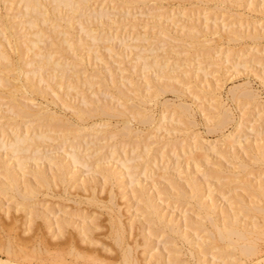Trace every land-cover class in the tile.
<instances>
[{"label":"bare ground","instance_id":"bare-ground-1","mask_svg":"<svg viewBox=\"0 0 264 264\" xmlns=\"http://www.w3.org/2000/svg\"><path fill=\"white\" fill-rule=\"evenodd\" d=\"M1 1V0H0ZM4 1V0H3ZM8 1V0H7ZM12 2H15V1H13V0H11ZM10 1V2H11ZM17 1H19V4L17 3V4H15V6L16 5H18L20 8H18V9H21L22 11H19V14H20V12H21V14H22V18H24L23 17V15L24 16H26V15H29V18L27 19V21H26V24H23V23H25V21H22V24H21V22H16V25L18 24V26L17 27H15L16 25H15V23H13V22H15V21H13L12 23H11V20H14L12 17H11V20L9 19V18H7V19H9L8 21H10V23L9 22H7L6 21V18H5V20H2L1 19V25H0V35H3V34H5V37H4V35L1 37V39L2 40H6L7 41V43L9 44V46L10 47H8L9 49L10 48H12V49H14V50H17L19 53H21L20 55L19 54H17L16 56H23L24 57V55H25V53L27 52V51H29V52H31L30 53V55L32 56L31 58L32 59H28L29 61H30V63L32 62V64H35V69L32 71L33 73H31V74H38V76H37V78H38V80L39 81H41V80H43L44 81V83H45V87H46V89H50V91H51V93L53 92V94L55 95V96H59L58 94H57V92L55 91V87H53V86H56L57 87V89H60V88H63V86L64 87H66V88H64L66 91H63V93L65 92L66 94H68V96H69V94L70 95H72V96H75V95H78L79 93H81V91L78 93V94H75V95H73L72 93H77L74 89H76V88H79V87H75L76 85L74 84V80H76L77 82H78V80H81V79H79V76L78 75H80V73L82 72V70H78L77 71V69L75 70V71H77V72H75L74 70H72L74 67L76 68V67H78V66H80V64H81V61L82 60H85V59H83V57L85 56V54L83 55L82 53H80L82 50H84V49H80V47H84L82 44H81V42H83V38H82V35L84 36V34H86L84 37V41H86V39H91L92 40V46H93V42H95L97 45H98V42L101 40V44L103 45V43H104V47H105V49L107 50V51H109L111 54H113L112 52L114 51H116V53L117 52H119V50L117 51V50H115V48H114V50H113V47H114V45H111V44H114V43H112L111 42V44H110V41L111 40H115V39H117V38H115V36H114V34H110L111 32V30H110V26H111V28H113L112 26V24L113 23H116V22H113V21H115L117 18H118V14H116L117 15V17H116V19L114 20V18L113 17H110V15H108L107 14V12L105 13V11L103 12V9H102V5H103V3H100V9H98V10H95L96 8L95 7H93L91 4L93 3H88V0H16V2ZM90 1V0H89ZM100 1V0H99ZM111 1V0H110ZM110 1H108V3L110 2ZM115 1V0H114ZM121 1V2H120ZM119 2L117 1H115L116 3H124V2H122V0H120ZM125 1V0H124ZM128 1H132V0H128ZM127 1V2H128ZM96 3H97V1H95ZM103 2H104V0H103ZM112 2H113V0L111 1V4H112ZM129 2V3H130ZM133 2V1H132ZM136 2H138V1H136ZM52 3V5H50L49 6V4H51ZM104 3H107V2H104ZM115 3V4H116ZM129 3H128V5H129ZM10 4V3H9ZM102 4V5H101ZM111 4H109V5H111ZM125 4V3H124ZM131 4H133V3H130V5ZM13 5V4H12ZM91 5V6H90ZM93 5H94V3H93ZM107 5V4H106ZM7 6V5H6ZM17 6V7H18ZM96 6V5H95ZM9 7V9H10V11H11V8L10 7H12V6H8ZM23 7V8H22ZM112 7H116V6H112ZM127 7V6H126ZM2 8V7H1ZM43 8H44V10H43ZM97 8H99V7H97ZM104 8V7H103ZM119 10H118V12L119 13H123L124 12V10H122L121 11V8L122 7H120L119 6ZM129 8V7H128ZM126 9L127 11L126 12H128V10L129 9ZM8 9V8H7ZM6 9V10H7ZM15 9V8H14ZM86 9L87 10H89V12H86ZM114 9V8H113ZM118 9V8H117ZM123 9V8H122ZM6 10H3V12L4 11H6ZM67 10H68V12L69 13H78V15L79 16H76V17H78L77 19H78V21H79V23H78V26H79V24L81 25L80 27H79V29H78V31H80L81 32V29H82V31H83V33L81 34V36H78V34H77V32H75L74 34H75V36H77V37H75L74 36V34H73V32L70 30L71 28H72V26H74V25H72V19H73V15H76V14H73L72 16H70V15H68V12H67ZM9 10H8V12H10ZM107 11V10H106ZM113 11V10H112ZM115 11V10H114ZM121 11V12H120ZM17 12V11H16ZM67 12V13H66ZM7 13V12H6ZM6 13H4L3 14V17H5V16H7V14ZM109 13V12H108ZM112 13H114V12H112ZM112 13H109V14H112ZM115 13H116V11H115ZM114 13V14H115ZM17 15H18V13H16ZM66 14V15H65ZM124 14H125V12H124ZM8 15H10L9 13H8ZM12 15H14V14H11V16ZM16 15V16H17ZM67 15L69 16V17H67ZM126 15H128V14H126ZM235 15V14H234ZM19 16V15H18ZM18 16H17V18H18ZM129 16H130V14H129ZM128 16V17H129ZM132 16H135V15H132ZM237 16V15H236ZM27 17V16H26ZM25 17V18H26ZM67 17V18H66ZM115 17V16H114ZM125 18H123V20L125 19H127L126 18V16H124ZM136 18H137V16H135ZM1 18V17H0ZM16 18V17H15ZM133 18V17H132ZM135 18V19H136ZM154 18V17H153ZM153 18H151V19H153ZM74 19H75V17H74ZM119 19V18H118ZM122 19V18H121ZM130 19V18H129ZM138 19V18H137ZM136 19V20H137ZM155 19V18H154ZM210 19V18H209ZM128 20V19H127ZM159 20V19H158ZM156 21V23L155 24H157V25H155V24H153L154 26H151V23H150V25H149V23H147V24H145V25H148V26H151V30H152V34H153V30H154V28H156L155 26H157L158 27V25L160 26V25H162V24H164V22H162V24H161V20L160 21ZM193 20V19H192ZM77 21V20H76ZM119 21V20H118ZM121 21V20H120ZM189 21V20H188ZM195 22H196V20H194ZM205 21H206V19H205ZM207 21L209 22V20L207 19ZM218 21V20H217ZM112 24H111V23ZM151 22V21H150ZM234 22V21H233ZM19 23H20V25H25V27L27 26V28H25L24 30L22 29V28H20L19 29ZM73 23H75V21L73 22ZM85 23V24H84ZM129 23V22H128ZM153 23V22H152ZM217 23V22H216ZM216 23H212L213 25L214 24H216ZM28 24V25H27ZM44 24V26H42ZM106 24H108V26L107 27H104V28H102L101 27V25L103 26V25H106ZM110 24V25H109ZM193 24H195V23H193ZM193 24L191 23V25L192 26H190V27H186L185 25H184V27L183 26H181V28H180V31H181V29H182V27H183V30L181 31V33L184 31V32H186V31H188V33H186V35H187V37L189 38V39H193V43H196V44H198V40L200 39L199 37H197V38H199L198 40L196 39V35H199V33L200 34H202L200 31L196 34L195 32H193V30H195L196 31V28H198V26H193ZM196 24H199V23H197L196 22ZM209 24V23H208ZM208 24H206V30H204V31H207V33H210V32H208V30L207 29H209L210 27L208 26ZM217 24H219V23H217ZM234 24V23H233ZM13 25H15V26H13ZM47 25V30H49L50 28L51 29H53V32H51L50 30V32L51 33H54L55 32V35L57 36V34H58V36H57V38H59V37H61V39H56V36L53 34V36H54V38H55V40H58V41H60L61 40V42H55L54 40H52V36H51V38H49L48 36H50V35H48V31L46 32L45 30H44V28H45V26ZM100 25V27L102 28L101 30H102V32L101 33H99V30H97V26H99ZM131 25V24H130ZM210 25V24H209ZM212 25V26H213ZM221 25V24H220ZM49 26V27H48ZM77 25H76V27H78ZM116 26H118V25H116ZM119 26H120V24H119ZM138 26V25H137ZM200 26V25H199ZM205 26V25H204ZM214 26H217V25H214ZM227 26V25H226ZM225 26V27H226ZM233 26H235V27H230L231 28V32H229L230 34H229V38L230 39H237V41H238V38H240V37H242V39L243 38H245V36H246V38H247V36L248 37H251V38H253V39H257L258 37H259V33H258V31L256 30V31H254V29H256V27L254 28L253 27V31L251 30V29H249L250 31H244V30H241L240 29V27H242V26H240V27H238V25L236 26L235 24L233 25ZM20 27H23V26H20ZM58 27L60 28V29H58ZM75 27V26H74ZM154 27V28H153ZM196 27V28H195ZM208 27V28H207ZM228 27V26H227ZM19 29L17 32H16V30L15 29ZM30 28V29H29ZM118 28V29H117ZM116 29L117 30H119V28L120 27H117ZM132 28H134V26L132 27ZM131 28V29H132ZM135 28H136V24H135ZM134 28V29H135ZM144 28H146L145 26H144ZM143 28V29H144ZM195 28V29H194ZM205 28V27H204ZM203 28V29H204ZM230 28H229V31H230ZM23 30V32H25L26 30L28 31V30H30V35H31V33H32V35H33V37L32 36H30L29 34H28V32H25L24 34L26 35V33L28 34V37L30 36L32 39H28V37H27V35L25 36L24 34V37H26V39H28V40H26L25 38V41L24 40H22L23 41V44H22V41H21V39H20V35H22V34H19V31H21V33H22V30ZM99 29V28H98ZM108 29L110 30V31H108ZM142 29V30H143ZM147 29V28H146ZM145 29V30H146ZM163 29H164V31H167V30H165L166 28H165V24H164V27H161L160 26V29H159V33H163L164 34V31H163ZM171 29V28H170ZM178 29V28H177ZM211 29V28H210ZM209 29V30H210ZM215 32H216V30H218L217 29V27L214 29V27L212 28ZM75 30H76V28H75ZM212 30V31H213ZM73 31H74V29H73ZM131 31V30H130ZM169 31V30H168ZM198 31V30H197ZM203 31V32H204ZM211 31V32H212ZM110 32V33H109ZM117 31H115V33H116ZM133 32V31H132ZM132 32H130V33H132ZM142 32V31H141ZM171 32V31H170ZM170 32H166V33H170ZM179 32V31H178ZM217 32H219V31H217ZM216 32V33H217ZM60 33H61V36H60ZM79 33V32H78ZM114 33V32H113ZM143 33V32H142ZM149 33H150V31H149ZM206 33V34H207ZM214 33V32H213ZM145 34V33H144ZM152 34H149L150 35V37L151 38H147L148 36H146L145 35V37H146V42H147V39H149L148 41H152V40H150V39H152ZM158 34V33H157ZM162 34V35H163ZM184 34V33H183ZM183 34H181V35H183ZM260 34H262L263 36H264V34L263 33H260ZM22 35V36H23ZM116 35H117V33H116ZM120 35V34H119ZM123 35V34H122ZM136 35V34H135ZM139 36H140V34H138ZM161 35V36H162ZM170 35V34H169ZM172 35V34H171ZM175 35V34H174ZM186 35H185V38H186ZM205 35V34H204ZM204 35H202V36H204ZM35 36V37H34ZM131 36V35H130ZM139 36L137 37V39L139 38ZM158 35H156V37H157ZM161 36H160V38L159 39H161ZM164 37H166L167 35H163ZM29 37V38H30ZM88 37V38H87ZM145 37H141L140 36V40L139 41H141V40H144V42L143 43H145ZM159 37V36H158ZM180 37V36H179ZM4 38V39H3ZM22 38V37H21ZM34 38V39H33ZM46 38H47V40H46ZM113 38H115V39H113ZM119 38V37H118ZM128 38V37H127ZM142 38V39H141ZM154 38V37H153ZM167 38L169 39V38H171V37H168L167 36ZM251 38H249V39H251ZM49 39H51V40H49ZM136 39V40H137ZM158 39V38H157ZM156 39V40H157ZM163 39V38H162ZM167 39V40H168ZM172 39V38H171ZM171 39H170V41H171ZM222 39V38H221ZM227 39V38H226ZM229 39V40H230ZM241 39V38H240ZM240 39H239V41H240ZM260 39V38H259ZM119 40H121V41H123L122 39H119ZM118 40V41H119ZM125 40V39H124ZM154 40V39H153ZM165 40V39H164ZM246 40V39H245ZM247 40H248V38H247ZM29 42L30 44H28L27 42ZM80 41V43H78ZM88 41V40H87ZM90 41V40H89ZM98 41V42H97ZM175 41V40H174ZM236 41V40H235ZM244 41V40H243ZM127 42V41H126ZM167 42V41H166ZM173 42V41H172ZM229 42V41H228ZM24 43H25V45H24ZM40 43H43V44H41L40 45ZM88 43V42H87ZM137 43V42H136ZM152 43V42H151ZM180 43V42H179ZM185 43V42H184ZM183 43V44H184ZM201 43V42H200ZM203 43V42H202ZM201 43V44H202ZM258 43V42H257ZM54 44H55V47H53V48H51V46L50 45H52V46H54ZM65 44V46L63 47L62 45H64ZM82 46H81V45ZM96 44H94V46H96ZM126 44V43H125ZM138 44V43H137ZM145 44H147V43H145ZM168 44V43H167ZM182 44V43H181ZM187 44V43H186ZM191 44H192V42H191ZM191 44H189V46L191 45ZM195 44V47L196 48H198L197 46H199L200 44H198V45H196ZM42 45H43V47H42ZM48 45L50 46V49L48 48L47 49V47H48ZM88 45V44H87ZM87 45L85 44V47H87ZM149 45V44H148ZM152 45V44H151ZM185 45V44H184ZM193 46H192V48L194 47V44H192ZM3 47L5 46L4 44L2 45ZM44 46L46 47V49H44ZM101 46V45H100ZM113 46V47H112ZM118 46V45H117ZM117 46H115V47H117ZM130 46V45H129ZM183 46V45H182ZM201 46V45H200ZM206 45H204V46H202L201 48L203 49L202 50V53H204V52H206V50L208 51V54H211L210 52H209V48H207V47H205ZM0 48H1V46H0ZM5 48V47H4ZM3 48V49H4ZM40 48H41V51H40ZM42 48L44 49L43 51H42ZM64 48L67 50H65V51H63L64 50ZM101 48V47H100ZM123 48V47H122ZM149 48V47H148ZM200 48V49H201ZM211 48V47H210ZM3 49H0V85H2V86H0L1 88L4 86L5 87V89H6V91H5V98H6V100H7V102H8V104H3V105H5L6 107H4L3 105H2V107L0 106V117H2V118H0V119H5V118H8V122H6V121H0V148L2 147V150H3V147H4V150L6 151V153H10V155L11 154H13L12 156L13 157H16V158H18V160H19V167L21 166V168H22V166L23 165H25L26 166V163L28 162V163H31V161H32V163L33 164H31V165H29L28 163V165L29 166H31V167H33L32 169H31V172H32V177L34 176V179H36V181L34 180H32L31 179V177H26V175L27 174H23V173H21V172H25V170L23 171V170H19V168L17 169V168H15L14 166H12L10 163L11 162H9L8 161V159H9V157H7V158H4V157H6V156H4V157H2L3 156V154H2V156L0 155V195L2 194V195H4V196H6L7 197V195L9 194L10 195V197L12 198L13 197V199H15V207H12L13 206V204H11L12 206H10L8 209H5L4 208V210H3V208H1V211H3V214L5 215V216H3L2 217V214L0 213V232L2 233V234H0V264H168L170 261H169V257L168 256H170L169 254H168V256H167V260L165 259L166 257H165V253H164V251H163V248L161 249V247H159L158 245H157V247H154V248H156L155 250H153L154 248H152V247H150V248H146L147 246H148V244L147 243H149L148 242V238L150 237V238H152L150 235L152 234V231H153V234H154V230L155 229H158V230H161V231H159V232H162V235H165L166 233H168V232H170L171 234L173 233V236L172 237H174V234L176 233V234H178V236L179 235H181V238H182V240L183 239H185L186 241H184V242H186L185 244H187V241L188 242H191V240H196V246H195V243H193L194 245L193 246H195V248H196V250L194 249V250H191L190 252V255L192 254V258L194 259L193 261L195 262V264H244V262H243V260H244V258H248L250 255L252 256L253 254V256L255 257V258H257L256 259V263L257 264H264V247H263V239H264V177H262V178H260V179H258V180H254V177H253V179H251L250 177H248L249 179H247V178H245V179H241L240 181H239V185L236 187L235 186V188H233L234 189V192H232V190H231V193L229 192V194H227V195H229V196H231L230 197V203L229 202H226V205H223L222 204V207H221V209H218V206L220 205H218V203L216 202V198H217V196H219L218 194H217V196L216 197H214V193H213V189L211 190L210 189V191L208 190V188H207V190L209 191V199H205V197H207V195L205 196V193H204V191H202V189L204 190V188H203V183H202V181H201V178H200V176L198 177V175H196V173H197V171H200L201 170V168H200V165L202 164V161H203V163L207 160L208 161V159H209V157L211 156H209V152H206V151H208L209 149L211 150V149H213V151H214V149L216 148L217 149V145L215 144V146H206L205 148V151L203 150V151H201L202 149H201V147L199 148V149H201L200 151L202 152V153H195L196 151H193V149H192V151H193V153H194V155H193V153H192V151L189 149V148H187V149H189V151H191L190 152V154H189V158L191 157V159L194 161V163L193 164H195V167L193 168L192 166V170H189V171H185L186 173H185V176H186V178L183 180V179H180V181L178 180H176V177H178V176H176L175 178H174V176H172L173 174H174V171H172V172H170L168 169H167V165L165 164V165H162V167H164V169H163V171H164V174H166V175H168V177H167V179H166V177H164L163 175V177L165 178V180L166 181H168V183L169 184H166V185H161V186H159V189H158V186L156 185V183H157V181H156V183H155V181H154V184L153 185H156L157 187H156V193L154 194H152V193H149L148 192V188L147 187H149V186H147L146 187V185H144L143 183H142V181H143V179H142V181H141V179L139 178V175H138V173H140L141 171H139L138 170V165H140V163H142L140 160L142 159V161H143V165H144V169L142 170L143 171V174H144V171H145V169H146V171H147V166L148 165H152V164H155V162H156V160L157 159H159V158H165V157H170V153H168L169 154V156H165L166 155V153H165V147L167 146V145H169L168 147L169 148H171V150L173 149V150H175L178 146H177V144L178 143H176V142H178V139L179 138H177V141L175 142V140H172L171 138H164V139H162V141L160 140L161 138H160V135H162L163 136V130L164 129H162L163 128V123H165L166 121L165 120H167L166 119V112H168V108H169V105H171V103H170V100H169V102H168V100H166V101H162V103L163 104H165L164 105V109H163V112L161 111V114L163 113V115H161V117H163V120L165 121H163V120H161V121H159V122H162L163 121V123H159V122H157L158 124H161V126H162V128L159 130V128L160 127H158L157 128V126L155 125V129H157V130H155L154 128V133L156 134V131L158 132H160L161 130H162V133H160L159 135H158V133L156 134V136H154L155 138H157V140H158V137H159V141H161V144L159 145V146H157L156 148H154V147H151V145H153V144H150L152 141H150V142H148L147 140H148V138H151V136L149 137L148 135H146L148 138H146L145 136V140H142L143 138L141 137V135L142 134H140V132H141V130L139 131L138 129H133L132 128V126H130L129 124L130 123H132L133 121H131L130 119L131 118H135L134 119V121H138L137 122V124L140 122V124H142V123H148L147 125H149V123L151 124V125H153V123H151L154 119L152 118L153 116L151 115V113L150 112H148L147 111V109H146V107L145 106H143V104L145 105V104H148V102H149V104H151L150 102L154 99V100H157V98L156 97H159L158 96V94L160 93L161 94V92L163 93L164 91L165 92H170V90H177V88H175L174 87V85L172 84V82L170 83V81L171 80H173L172 78H171V80L169 79L168 80V78H166L165 77V80L167 79V81H164V77H161V78H163V79H161V78H159V76L160 75H157L158 77H156V78H158V79H160V81L159 80H157V82H154V83H152L156 78L154 77V79H153V81L152 80H150L149 79V77H146V84L147 83H149V82H151L150 84L151 85H153V88H152V86H151V88L152 89H150V84H149V86H148V84H147V88L145 87V82H144V84H143V82H142V84L144 85V87L146 88V90H144L143 88L144 87H142V89L146 92H144V93H142L143 91H141L140 89H141V86H142V84L140 83L139 84V82H136L135 80H130L131 78H132V76H130V77H128V78H130L129 80H127L126 81V79H127V77L126 76H124V77H122V79L121 80H123L125 77V79L123 80L124 82H123V86L122 87H124L125 88V83L126 82H128L129 81V83H127V84H129L128 86H130V87H133V89H132V91L131 92H133V93H130L129 92V94H127L128 93V90L126 89V91H127V93L125 92V90H123L122 88H121V84H122V81L120 80V78H119V80H120V82L119 81H117L118 83H119V85L118 86H116V84H115V79H118V77L117 76H119V75H117L116 74V76H112L111 77V73L112 72H114L113 71V68H112V72H110V70H111V68L110 69H108L109 68V66L107 67V70H109L108 72H109V74H107L108 75V77L110 78V80H107V76L105 77L104 75H106V74H103L102 75V73H99L100 71H97L98 72V74L100 75V77L97 75L96 76V74H94V75H92L91 74V72H89L90 74H91V76H93L94 78H99V86L100 85H102L103 86V88L104 89H106L107 87V89H109V88H111V87H109L110 85H112V88L113 89H115L114 88V85H115V87H116V94H115V96H112V94L111 95H109V98H106V99H102L103 101H101L100 99H99V97H100V95H102V94H100L99 95V97H97V95L100 93V91L99 92H97L98 90L97 89H95V90H93L92 92H93V94L94 93H98L97 95H96V99L95 98H93L92 99V93H91V98L90 97H88L87 99H85V97H86V95H85V92H84V95L85 96H83V94L82 95H80V96H82V97H80L81 99H82V102L83 103H81L80 101V103L81 104H83L82 106H80V103L78 104V106H76V105H74L75 106V108H73L74 109V114H76V117L78 118V120L80 121H84V122H86V119H85V117H89V116H93V118L94 117H96V116H99V117H101V116H108V117H112L113 115H115V117H117V116H121V117H123L124 116V119H123V121H124V123H122L123 125L122 126H119V128L117 129H115L114 127H115V124H117L118 123V121L117 122H115V124L113 125L112 123L110 124H108V121H107V123L105 122V124L102 122V124H104V126H106L107 125V128L111 125H113L114 127V129L117 131V133H111V134H109L108 136H110V139H112L113 137V134L115 135V134H119V136H120V139L119 138H117L118 140H119V143L116 141H114L115 143H111V149H110V154L112 155L113 153H117V154H122V156L124 157V161L122 162V160H121V162L122 163H126V167H129L127 164L129 163L130 164V162L131 161H129V160H133V159H139V160H136V161H138V162H140L139 164H137V165H135L134 166V168L132 169V170H134L133 172H131L128 176H130L131 178V180H130V184H131V192H133V194H132V197H133V195H134V197H135V201H136V203L138 204V208H137V212H135V214H136V216H135V219H137L138 220V223L140 222V224L141 223H143V221H141L143 218H144V220L146 219L150 224H151V226H149V233L147 234V233H145V232H142V241H139V242H141L140 244L141 245H139V244H137V246L138 247H145V248H143V249H141L140 250V252L141 253H139L140 255L142 254L143 255V252L144 251H147V253H148V257H149V259L148 260H146V261H142V259L141 258H139V256H137L136 255V252L135 253H133V249L135 250L136 249V247L134 248V246L133 245H131V243H128L127 241H126V239H125V230H126V225L124 224V222L122 221V219H121V216H123L124 214H122V212L120 213V212H117V213H119V214H116V215H111L112 216V218H111V226L113 227V239H114V243L113 244H115L116 243V245L118 244L120 247H118V249L120 248V249H122V251H121V258H117L119 261L118 262H114V263H111V262H107V261H105V258L103 257V256H101V255H99L97 252H96V249L94 248V246H95V244L96 243H98L99 242V240L100 239H98V241H96V239L95 238H92V236H90V233L94 230V229H97V230H99L100 229V227L99 228H97L96 226V224H94V223H92V222H90V220H91V218H90V220H88L87 218V214L85 215L84 214V212H82L81 210V213H78V215L80 216V218L81 219H79V220H76V218H72V213L70 214L68 211L67 212H63V213H61V214H59V212H58V214H59V216H57L56 215V219H55V221H54V219L51 217V216H49L51 213H49V211H47V210H41V208L40 209H36V208H34V209H31L30 208V210L28 209L29 208V204L32 202H30L29 201V199H31L32 200V198H34V197H36L37 195H39L40 193H42V194H44V193H46L47 191H45L46 189L47 190H49L48 188H52L51 186H54L55 187V189H57V187H59L58 185V183H60L61 185H63L64 183H67V182H70V180L73 178V174H74V172L76 171V168L78 169L79 167H81L82 165H84V166H86V165H88L87 163L88 162H86V160L87 159H89V157H86V154L85 153H82L81 151L82 150H80L79 149V147L81 148V142H83L82 140L84 139V137L85 136H90L91 135V138L89 137V138H85L84 139V142H85V140H87V139H89V141H91V143H92V145H97V143L96 142H99V143H103V142H105L106 140H105V137H106V134H108L106 131H104L103 129H101V128H99V127H101V126H103L102 124H100V126H98V128H93V129H91V128H89V129H91V130H86V131H83L82 130V132H80V129L79 130H76V128L72 131V129H70L69 127H67L66 125H71V123H74V122H71V121H69L68 120V117H65V115L64 114H59V113H57L55 110H51V109H48L46 106H47V104H41L40 105V103H38V105H36L35 103V105H36V108H34L35 107V105L34 104H32V103H29V102H27L28 100H26V102H24L25 100L24 99H26V98H28V97H26L25 96V93L26 92H28L29 94H34V93H36V95H40L41 94V97L44 99L45 98V93H47V95L49 96V94H48V92L46 91V90H44V87L42 88V86H39L38 84H39V82H38V84H37V82L35 81L36 79H32V76H28L27 75V77H25L26 79L24 80V81H20V76L22 75V74H18V68L20 69V67H18V65L13 61L14 60V58H12V59H9V58H11V57H9L8 55H10V54H6L4 51H3ZM86 49V48H85ZM93 49H94V47H93ZM97 49V48H96ZM141 49V48H140ZM150 50H151V48H149ZM149 49H148V51H149ZM194 49V48H193ZM30 50H32V51H30ZM81 50V51H80ZM88 50V49H87ZM105 50V51H106ZM143 49H141V51H142ZM157 50V48H155V51ZM170 50V49H169ZM198 50V49H197ZM6 51V50H5ZM25 52L23 55H22V52ZM98 51H99V49H98ZM103 51V50H102ZM143 51H145V50H143ZM142 51V52H143ZM147 51V50H146ZM145 51V52H146ZM155 51L153 52L152 50H151V52H153V53H155ZM158 51V50H157ZM156 51V52H157ZM200 51V50H199ZM12 52V51H11ZM14 52V51H13ZM17 52V53H18ZM64 52L65 53H67V55H68V57L67 56H65L64 55ZM97 52V51H96ZM121 52V51H120ZM139 53V54H137L138 55V58L140 59L141 58V60L142 59H144V62H141V63H143L142 64V67H140V71L139 72H146L145 73V75L148 73V71L150 72V69H153V72H155V70L154 69H156V68H160V70L159 71H162L163 69H166V67H167V64H168V62L166 63V60L168 59H163V57H161V54H160V57L162 58V60H158V59H153V60H148V59H146L147 58V54L150 52H148V53H145V52H143V53ZM165 52V51H164ZM9 53V52H8ZM28 53V52H27ZM58 53V54H57ZM102 53V52H101ZM110 53H108L109 55V59H110ZM115 53V54H116ZM122 53V52H121ZM144 53H145V55H144ZM161 53V52H160ZM166 53L167 52H165V55L164 56H166ZM178 53V52H177ZM58 55V56H56V55ZM96 54V53H95ZM141 54V55H140ZM164 54V53H163ZM162 54V55H163ZM167 54H170V53H167ZM197 54V53H196ZM201 54V53H200ZM207 54V53H206ZM218 54H221V53H218ZM256 54V53H255ZM83 55V56H82ZM87 55V54H86ZM89 55V54H88ZM100 55V54H99ZM96 56V55H94V56H96V57H98L99 58V60H96V62H98V63H100V62H102L101 60V58H100V56ZM121 55V54H120ZM13 56V55H12ZM19 56L17 57L18 59H20L19 58ZM27 56H29V55H27ZM26 56V59L28 58ZM63 56V57H62ZM105 56V55H104ZM103 56V57H104ZM107 56V55H106ZM113 56V55H112ZM111 56V57H112ZM116 56H118V55H116ZM116 56H114V57H116ZM122 56V55H121ZM120 56V57H121ZM124 56V55H123ZM146 56V57H145ZM148 56H149V54H148ZM172 56H174V55H172ZM177 56H180V55H177ZM202 56V55H201ZM205 56V55H204ZM9 57V58H8ZM30 57V56H29ZM220 57V56H219ZM218 57V58H219ZM254 57H256V56H254ZM25 58V57H24ZM23 58V60L25 61L26 59H24ZM34 58V59H33ZM67 58H71L72 60H69V59H67ZM85 58V57H84ZM91 57L89 56V59H90ZM137 58V59H138ZM154 58V57H153ZM158 58H159V55H158ZM195 58V57H194ZM206 58V57H205ZM264 58V57H263ZM87 59V58H86ZM88 59V60H89ZM97 59V58H96ZM138 59V60H139ZM149 59H150V57H149ZM171 59V58H170ZM170 59H168V61L170 60ZM177 59H178V57H177ZM188 59V58H187ZM74 60V61H73ZM87 60V61H88ZM91 60V59H90ZM141 60H139V61H141ZM181 60V59H180ZM257 60H259V58L257 59ZM18 61V60H17ZM23 61V62H24ZM28 61V62H29ZM100 61V62H99ZM115 61V60H114ZM178 61V60H177ZM187 62H188V60H186ZM186 61H184L183 60V62H186ZM27 62V63H28ZM80 63V64H77L76 65V63ZM84 63H85V61H83ZM107 62H108V60H107ZM111 62V61H110ZM173 62H176V60L175 61H173ZM186 62V63H187ZM191 62V61H190ZM88 63V62H87ZM112 63H114V62H112ZM112 63H111V65H112ZM139 63V62H138ZM181 63H182V61H181ZM186 63H184L185 64V66H186ZM189 63V62H188ZM187 63V64H188ZM22 64H26V62L25 63H22ZM29 64V63H28ZM28 64H26L25 66H27ZM31 64V65H32ZM102 64H104V63H102ZM109 64V62L107 63V65ZM174 64V63H173ZM180 62H176V64L175 65H177V67L179 66V68L181 67L180 65ZM190 64V63H189ZM247 64V63H246ZM73 65H76V66H73ZM81 65H83V64H81ZM29 66V65H28ZM34 66V65H33ZM73 66V67H72ZM136 66V65H135ZM182 66H183V63H182ZM240 66V65H239ZM103 67V66H102ZM170 67V66H169ZM176 67V68H177ZM186 67H188V66H186ZM23 68H25L24 66H23ZM82 68H84V67H82ZM86 68V67H85ZM105 68V67H104ZM162 68V69H161ZM173 68H175V67H173ZM175 68V69H176ZM79 69V68H78ZM126 69V68H125ZM22 69H20L19 71H21ZM24 70V69H23ZM23 70H22V72H23ZM93 70V69H92ZM97 70V69H96ZM96 70H95V72H96ZM124 70V69H123ZM123 70L121 71V73H123ZM127 70V69H126ZM174 70V69H173ZM178 70V69H177ZM81 71V72H80ZM84 71V70H83ZM94 71V70H93ZM159 71H157V69H156V72L155 73H157V72H159ZM29 72H31V71H29ZM85 72H86V69H85ZM96 72V73H97ZM142 72V74H144ZM76 73V74H75ZM84 72H82L81 73V77H83L84 79L83 80H86V81H89V79L90 80H92V78H91V76L90 77H88L89 79H87L86 78V76H82V74H83ZM115 73H118V71L117 72H115ZM115 73H113L114 75H115ZM162 73H163V75H166L167 73L166 72H164V71H162ZM162 73H160V74H162ZM172 73H174V72H172ZM183 73V72H182ZM207 73V72H206ZM149 74V73H148ZM169 75V74H168ZM185 75H187V73L185 74ZM120 76H121V74H120ZM148 76V75H147ZM150 76H152V75H150ZM156 76V75H155ZM162 76V75H161ZM179 76V75H178ZM115 77H117V78H115ZM181 77V76H180ZM186 77V76H185ZM184 77V78H185ZM190 77V76H189ZM21 78H22V76H21ZM54 78V82L53 81H51V82H49L51 79H53ZM153 78V77H152ZM174 79H175V77H173ZM208 78V77H207ZM50 79V80H49ZM161 80L163 81V82H161ZM177 80H178V78H177ZM207 80V79H206ZM82 81V80H81ZM93 81V80H92ZM92 81H90V83H89V86H90V88H89V86L87 87V88H89V89H91V85L93 84V82ZM133 81H135V82H133ZM160 83H159V82ZM169 81V82H168ZM175 81V80H174ZM219 81V80H218ZM52 82H53V84H52ZM176 82V81H175ZM205 82V81H204ZM112 83V84H111ZM121 83V84H120ZM133 84V85H130V84ZM137 83H138V85H137ZM179 83V82H178ZM177 83V84H178ZM180 83H182V82H180ZM207 83H208V80H207ZM212 82L210 81V83L209 84H211ZM83 84V83H82ZM87 84V83H86ZM114 84V85H113ZM187 84H189V82L188 83H186V85ZM194 85V87H195V89H199L200 91H203L202 90V87L203 86H200V85H198V88L196 87L197 86V84H196V86H195V83H193ZM199 84V83H198ZM53 85V86H52ZM94 85V84H93ZM96 85V84H95ZM179 85V87H182L181 86V84H178ZM182 85H184V81H183V84ZM214 85V84H213ZM98 85H96V87H97ZM185 86V85H184ZM207 86V85H206ZM212 86V85H211ZM48 87V88H47ZM92 87H94V86H92ZM130 87H129V89H130ZM140 87V88H139ZM188 87V86H187ZM205 87V86H204ZM216 87H218V86H216ZM215 87V88H216ZM221 87V86H220ZM87 88H86V90H87ZM111 88V89H112ZM185 88V87H184ZM213 88V87H212ZM214 88V89H215ZM219 88V87H218ZM3 89V88H2ZM2 89H0V90H2ZM4 89V90H5ZM94 89V88H93ZM106 89V90H107ZM110 89V90H111ZM187 89V88H186ZM204 89V88H203ZM60 90H62V89H60ZM60 90H57L58 91V93L59 94H61V92H59ZM77 90V89H76ZM166 90H168V91H166ZM183 90H185V89H183ZM194 90V89H193ZM205 90V89H204ZM219 90V89H218ZM3 91V90H2ZM2 91H0V92H2ZM18 91H21L22 92V94H21V92L19 93ZM74 91V92H73ZM115 91V90H114ZM130 91V90H129ZM179 91V90H178ZM197 91V90H196ZM200 91H197V92H199V93H201ZM17 92L20 94V95H18L17 94ZM110 92V91H109ZM175 93H177V91H174ZM28 93H26V94H28ZM38 93V94H37ZM63 93H62V95H63ZM64 93V95H66ZM178 93H181L180 91L178 92ZM198 93V94H199ZM203 93V92H202ZM201 93V95L203 96V94ZM205 93V92H204ZM215 93V92H214ZM1 94V93H0ZM104 95H106L105 93H103ZM133 94V95H132ZM159 94V95H160ZM183 94V93H182ZM4 95H2V96H4ZM42 95H44V96H42ZM53 95V96H54ZM61 95V96H62ZM63 95V96H64ZM108 95V94H107ZM231 95H232V97L234 98V99H237V100H240V102L241 101H243L245 104H248V105H252V104H249V103H254V102H256V101H258L257 100V94H256V92L254 91V90H252L251 89V87H249L247 84H243V85H239V86H236V87H233L232 89H231ZM1 96V97H2ZM34 96V95H33ZM94 96H95V94H94ZM196 96H197V94H196ZM40 97V96H39ZM47 97V96H46ZM50 97V99H51V95L49 96ZM107 97V96H106ZM134 97L137 99V101L138 102H135L133 99H134ZM152 97H155V98H153L152 99ZM194 97H195V94H194ZM218 97V96H217ZM217 97H215V98H217ZM220 97V96H219ZM218 97V98H219ZM3 98V100H4V97H2ZM33 98V97H32ZM32 98H30V99H32ZM48 98V97H47ZM60 98H62V97H60ZM68 98V97H67ZM66 97H64L63 99H67ZM78 99H79V97H77ZM101 98V97H100ZM197 98V97H196ZM217 98V99H218ZM35 99H36V97H35ZM56 99V101L58 100V102H59V99L56 97L55 98ZM220 99H221V97H220ZM0 100H2L1 98H0ZM68 100V99H67ZM219 100V99H218ZM233 100V99H232ZM236 100V101H237ZM31 101V100H30ZM34 102H35V100H33ZM50 101V100H49ZM51 101H52V99H51ZM50 101V102H51ZM54 101V100H53ZM117 101V103H119L120 102V107L121 108H119V106H116V104H115V102ZM119 101V102H118ZM260 101V100H259ZM258 101V102H259ZM32 102V101H31ZM62 102H63V100H62ZM64 102H65V100H64ZM63 102V103H64ZM145 102H147V103H145ZM199 102V101H198ZM239 102V101H238ZM42 103V102H41ZM49 103V102H48ZM54 103V102H53ZM257 103V102H256ZM260 103V102H259ZM55 104H57V103H55ZM65 104V106H66V102L64 103ZM63 104V105H64ZM73 104H75V103H73ZM87 104V106H85ZM262 104V103H261ZM1 105V104H0ZM34 105V106H33ZM50 105V104H49ZM52 105V104H51ZM61 105V104H60ZM63 105H61V106H63ZM153 105V104H152ZM243 105V104H242ZM248 105H245V107L246 106H248ZM33 106V107H32ZM38 106V107H37ZM65 106H63V107H65ZM68 106V105H67ZM166 106V107H165ZM4 107V108H3ZM70 107V106H69ZM85 107V108H84ZM150 107V106H149ZM148 107V108H149ZM154 107V106H153ZM203 107V106H202ZM211 107V106H210ZM261 107V106H260ZM71 108V107H70ZM207 108V107H206ZM214 108V107H213ZM149 109H151V108H149ZM148 109V110H149ZM190 109H192V108H189V106L187 105V103L185 102H180V103H173L172 104V107H170V113H171V117H172V119H169V122H170V120H172L173 122H180L181 121V124H182V120H186V122H191V120L192 119H189L188 118V116H191V112H193V110H191V112H190ZM215 109H217V110H215ZM167 110V111H166ZM215 110V111H214ZM214 110H212L211 112H210V116L211 117H207L206 116V114H205V117L207 118L206 120H208V121H211V123H210V125H209V129H217V128H222L223 126H225L228 122H231V118H232V116H231V113H230V110H229V108L228 107H225L224 105H223V102H218V105L214 108ZM254 110V109H253ZM165 111V112H164ZM4 112H10V115L8 114V116H6V114H4ZM154 112V111H153ZM178 115L177 116V118L175 119V117H173V115ZM194 114V113H193ZM64 115V116H63ZM117 115V116H116ZM208 115H209V113H208ZM264 115V114H263ZM26 116H27V118L28 117H31L32 119L29 121V124H27L26 123V125L25 124H23V126L25 125V127H20V123H21V121H19V118H23L24 117V119L26 118ZM74 116V115H73ZM261 116V115H260ZM3 117H5V118H3ZM102 117V118H103ZM170 117V118H171ZM263 117V116H262ZM26 118V119H27ZM109 118V119H110ZM90 119V118H89ZM96 119V118H95ZM100 120H102L101 118H99ZM104 119H106V118H104ZM109 119H107V120H109ZM114 119V118H113ZM205 119V118H204ZM233 120H234V118H232ZM6 120V119H5ZM23 120V119H22ZM72 120V119H71ZM77 120V119H76ZM77 120V121H78ZM111 120V119H110ZM117 120H119V118L117 119ZM133 120V119H132ZM73 121V120H72ZM78 121V122H79ZM87 121H88V119H87ZM104 121H106V120H104ZM120 121V120H119ZM122 121V120H121ZM120 121V122H121ZM127 121V122H126ZM128 121H131V122H128ZM156 121V119L154 120V122ZM168 122V121H167ZM168 122V123H169ZM173 122H172V124H173ZM175 122V123H176ZM189 122V125H191L193 122H194V120H192V123H190ZM195 122H196V120H195ZM194 122V123H195ZM233 122V121H232ZM174 123V124H175ZM176 123V124H177ZM184 123V122H183ZM244 123V122H243ZM257 123V122H256ZM22 124V123H21ZM82 124V123H81ZM119 124H121V123H119ZM145 124V125H146ZM180 124V123H179ZM178 124V125H179ZM196 124V123H195ZM209 124V123H208ZM230 125H231V123H229ZM229 124H228V126H229ZM72 125H74V124H72ZM78 125V124H77ZM80 125V124H79ZM83 125V124H82ZM145 125L143 126V127H145ZM169 125V124H168ZM185 125V124H184ZM241 125V124H240ZM244 125V124H243ZM31 126V127H30ZM75 126H76V121H75ZM103 126V127H104ZM117 126V125H116ZM160 126V125H159ZM182 126V125H181ZM187 125H185V127H186ZM192 126H195L194 124H192ZM242 126V125H241ZM95 127H97V126H95ZM149 127H150V125H149ZM166 127V126H165ZM188 127V126H187ZM226 127H227V125H226ZM22 128V129H21ZM31 128V129H30ZM135 128V127H134ZM137 128V127H136ZM173 128V127H172ZM175 128V127H174ZM78 129V128H77ZM86 129V128H85ZM113 129V130H114ZM189 129V128H188ZM224 129H226L225 127H224ZM108 130V129H107ZM168 130V129H167ZM222 129H220V131H221ZM76 131H78V132H76ZM146 132L148 131V130H145ZM219 131V132H220ZM243 131V130H242ZM246 131V130H245ZM115 132V131H114ZM142 132H144V131H142ZM141 132V133H142ZM151 132V131H150ZM168 132H170L169 130H168ZM168 132H167V134H168ZM175 132V131H174ZM182 132V131H181ZM212 132H213V130H212ZM214 132H215V130H214ZM173 133V132H172ZM171 133V134H172ZM176 133H179V132H176ZM149 135H150V133H148ZM166 134V135H167ZM170 134V133H169ZM183 134H184V132H183ZM186 134V133H185ZM166 135H165V137H166ZM115 136H118V135H115ZM114 136V137H115ZM161 136V137H162ZM168 136H171V135H168ZM197 136V135H196ZM104 137V138H103ZM112 137V138H111ZM154 137H152V139H154ZM185 137H186V135H185ZM240 136H238L237 138H239ZM258 137V136H257ZM261 137V136H260ZM260 137H258V138H260ZM104 139L105 141H102L101 142V139ZM109 138V137H108ZM163 138V137H162ZM245 138H247V139H245ZM258 138H254L253 139V142L254 141H256V142H254V143H258L259 141H260V139H258ZM58 139V143L57 144H60V146H56V147H58L57 149L58 150H61L62 151V149L63 148H69L71 151H69V150H65V149H63L64 151H65V153H61V151H60V153H59V151L58 150H56V152H55V154H54V156H53V153H54V149L53 150H51V153H49L50 152V150H49V159H50V157L51 156H53V157H51V159H50V162H46L49 166H52V169H49V170H51V172L49 171L48 172V170H47V168L46 167H44L43 165H45L43 162V158H42V154H44V153H42L41 155H40V157H35V156H37V155H35V156H33L32 157V155H30V154H32V153H34V152H36V153H39V152H41V149H39L38 148V146L41 144V142L42 143H44L45 144V142L46 141H51L52 142V140H53V142L54 141H56V140ZM176 139V138H175ZM186 139V138H185ZM258 139V140H257ZM181 140H183L184 141V139H181ZM180 140V142L179 143H183L182 141ZM190 140V139H189ZM188 140V141H189ZM239 140V141H238ZM236 139V138H234V136H233V140L232 139H230V142L229 143H227L226 142V144L225 145H227V146H229V147H232V150H231V148H230V150L231 151H233V149L237 146V144L239 143V144H244L245 146V153L247 152V153H249V155H251L252 156V160L251 159H249L250 161H251V163H253V164H255L254 162H259V163H263L264 164V142H259L257 145H253L252 144V142L250 141V139H249V137H244L243 139H241V138H239V139ZM45 141V142H44ZM192 140H190L189 142H191ZM194 141V140H193ZM192 141V145H193V143H195L196 141H194L193 142ZM232 141V142H231ZM264 141V140H263ZM94 142H95V144H94ZM108 142H109V140H108ZM155 142V141H154ZM200 142H205V141H201L200 140ZM90 143V142H89ZM98 143V144H99ZM186 143V142H185ZM184 143V144H185ZM199 143V142H198ZM84 144H88L87 142L86 143H84ZM113 144V145H112ZM238 144V145H239ZM88 145H91V144H88ZM100 145V144H99ZM105 144H103V146H104ZM130 146V148H132L131 150L132 151H130V153H128V154H130V155H128L129 157H127L126 156V150H128V149H126L125 147H127V146ZM180 145V144H179ZM195 145V144H194ZM204 145V144H203ZM206 145V144H205ZM219 145V144H218ZM224 145V146H225ZM41 146V145H40ZM86 146V145H85ZM102 146V147H103ZM156 146V145H155ZM201 146V145H200ZM221 146V145H220ZM242 146V145H241ZM139 147H141V149H140V151L138 152V149H139ZM181 147L183 148V146H182V144H181ZM181 147H180V149H181ZM188 147H189V145H188ZM240 147V146H239ZM243 147V146H242ZM85 148V147H84ZM83 148V149H84ZM95 148V147H94ZM98 148V147H97ZM100 148V147H99ZM136 148V149H135ZM138 148V149H137ZM194 148V147H193ZM225 148V147H224ZM237 148V147H236ZM235 148V149H236ZM45 149V148H44ZM51 149V148H50ZM134 149L135 150H137V152L133 155V152H135L134 151ZM167 149V148H166ZM197 149H198V147H197ZM208 149V150H207ZM238 149V148H237ZM236 149V150H237ZM243 149V150H244ZM4 150H3V152H4ZM40 150V151H39ZM89 150V149H88ZM87 150V152H89V151H91V149L88 151ZM120 150V151H119ZM130 150V149H129ZM170 150V149H169ZM195 150V149H194ZM225 150H227V149H225ZM242 150V149H241ZM37 151H39V152H37ZM57 151H58V153H57ZM85 151V150H84ZM100 151V150H99ZM108 151V150H107ZM120 152V153H118V152ZM142 151V152H141ZM176 151V150H175ZM183 151V150H182ZM188 151V150H187ZM188 151V152H189ZM230 151V152H231ZM238 151V150H237ZM25 152H30V154H28L29 156H27V155H23L22 153H25ZM32 152V153H31ZM86 152V153H87ZM101 152V151H100ZM173 151H171V153H172ZM181 152V151H180ZM211 152V151H210ZM218 154H220V156H221V152H223V151H221V149L220 150H218V151H216ZM227 152H229V150L227 151ZM227 152H226V154H227ZM36 153H34V154H36ZM46 154L45 155H47L48 153L47 152H45ZM125 155H124V154ZM182 153V152H181ZM192 153V154H191ZM239 153V152H238ZM245 153L243 152V156H245ZM1 154V153H0ZM97 154H98V150H97ZM131 154L133 155V156H131ZM183 154V153H182ZM181 154V155H182ZM223 154H225V153H223ZM234 154V153H233ZM6 155V154H5ZM15 155V156H14ZM39 155V154H38ZM94 156L96 155L95 153L93 154ZM118 155V156H119ZM178 155V154H177ZM180 155V156H181ZM187 155H188V153H187ZM187 155H185V156H187ZM212 155H214V154H212ZM231 155H232V153H231ZM235 155H237L238 156V154H235ZM8 156V155H7ZM108 156V155H107ZM106 155L105 156H103V154H102V157L101 158H98L99 160H96L98 163L94 166V168H98L99 170V172L102 174V176H103V178H99V179H104L103 181H102V185H103V187L104 186H106L107 185V183H108V187L109 188H112L111 186H114V185H110L109 183L111 182V183H113L112 181H114L113 179H115V182L114 183H116V181L118 182V180L120 181V178L121 177H119V179H117V173H116V171L118 172L119 170H116L115 168H113L114 166H113V164H111V162H110V157H107ZM165 156V157H164ZM174 156H175V153H174ZM179 156V155H178ZM219 156V155H218ZM227 156V155H226ZM67 157V158H66ZM113 157H114V154H113ZM184 157V156H183ZM217 157V156H216ZM215 157V158H216ZM223 157V156H222ZM239 157V156H238ZM237 157V158H238ZM29 158L31 159V160H29ZM90 158H92V156L90 157ZM171 158V157H170ZM169 158V159H170ZM173 158V157H172ZM178 158V160L180 159L179 157H177ZM186 158V157H185ZM219 158V157H218ZM237 158H236V160H237ZM245 158V157H244ZM68 159V160H67ZM85 159V160H84ZM118 159V158H117ZM161 159H159V161L161 160ZM174 159V158H173ZM214 159V158H213ZM220 160H221V157L219 158ZM243 159V158H242ZM41 160H42V162H41ZM67 160V161H66ZM127 160H128V162H127ZM163 160V159H162ZM218 160V159H217ZM225 160V159H224ZM248 160V159H247ZM27 161V162H26ZM89 161V160H88ZM154 162V163H151V162ZM167 161H168V159H167ZM246 161V160H245ZM249 161V162H250ZM133 162L134 163H136L135 162V160H133ZM133 162H131L132 164H133ZM137 162V163H138ZM161 162V161H160ZM160 162L158 163V160H157V163L158 164H160ZM169 162V161H168ZM177 162V161H176ZM181 161H179V162H177V163H180ZM189 162V161H188ZM192 162V161H191ZM240 162V161H239ZM243 162V161H242ZM42 163H43V165H42ZM49 163H51V164H49ZM165 163H167L166 161H165ZM187 163V162H186ZM218 163V162H217ZM223 163V162H222ZM225 163V162H224ZM46 164V165H47ZM124 164H123V166H124ZM181 164V163H180ZM228 164V163H227ZM240 164H242V163H240ZM239 164V165H240ZM243 164H245V165H247V163H243ZM257 164V163H256ZM35 165V166H34ZM48 165H47V167H48ZM176 165V164H175ZM174 165V166H175ZM189 166L191 165V163L190 164H188ZM203 165V164H202ZM208 165V164H207ZM217 165V164H216ZM244 165V166H245ZM251 165V164H250ZM16 166V165H15ZM29 166H26L27 167V169L28 168H31V167H29ZM91 166V165H90ZM113 166V167H112ZM124 166V167H125ZM133 166V165H132ZM154 165H152V167H153ZM156 166V165H155ZM154 166V167H155ZM160 166V165H159ZM177 166V165H176ZM179 166V165H178ZM186 166V165H185ZM206 166V165H205ZM215 166V165H214ZM225 166V165H224ZM228 165H226L225 166V168L227 167ZM230 166V165H229ZM236 166V165H235ZM247 166H249V165H247ZM24 167V166H23ZM88 167H89V165H88ZM148 167H150V166H148ZM152 167H151V171H152ZM157 167V166H156ZM170 167V166H169ZM207 167V166H206ZM209 167H212V166H209ZM218 167V166H217ZM240 169H241V167H243V166H238ZM20 168V169H21ZM25 168V167H24ZM49 168V167H48ZM81 168H83V167H81ZM90 168V167H89ZM93 168V169H94ZM123 168V167H122ZM131 166H130V168H128V170L129 171H132L131 170ZM137 168V169H136ZM141 168H142V166H141ZM161 168V167H160ZM176 168V167H175ZM180 168V167H179ZM178 168V169H179ZM200 168V169H199ZM214 168V167H213ZM228 168V167H227ZM244 168V170H245V168L246 167H243ZM255 168V167H254ZM263 168H264V165H263ZM262 168V169H263ZM91 169H92V166H91ZM150 168H148V170H149ZM154 169V168H153ZM159 169V168H158ZM158 169H157V172H158ZM162 169V168H161ZM161 169H159V170H161ZM169 169H171V168H169ZM172 169H174V167L172 168ZM181 169V168H180ZM216 169V168H215ZM259 169V168H258ZM135 170H138L139 172L137 173V172H135ZM176 170V169H175ZM186 170H188V166H187V169ZM204 170V169H203ZM250 170V169H249ZM28 171H29V169H28ZM27 171V172H28ZM77 171H79V170H77ZM124 171V170H123ZM217 171V170H216ZM243 171V170H242ZM26 172V173H27ZM95 172V171H94ZM125 172H127V171H125ZM183 172V171H182ZM218 172H220V171H218ZM221 172H222V170H221ZM91 173V172H90ZM96 173V172H95ZM152 173V172H151ZM156 173V172H155ZM163 173V172H162ZM176 173V172H175ZM184 173V172H183ZM200 173V172H199ZM211 173H213V172H210L209 170H208V173H206V175H204V177L206 176V177H210V176H208L209 174H211ZM222 173H224V172H222ZM252 173V172H251ZM29 174V175H30ZM75 174H76V172H75ZM128 174V173H127ZM140 174H142V173H140ZM142 174V175H143ZM146 174H148V173H145V175ZM157 174V173H156ZM160 174V173H159ZM178 174H181V171L180 170H178ZM231 174H233V173H231ZM257 174V173H256ZM89 175V174H88ZM87 175V176H88ZM141 175V176H142ZM149 175V174H148ZM151 175V174H150ZM155 175V174H154ZM161 175V174H160ZM235 175V174H234ZM260 175V174H259ZM261 175H263L264 176V172L262 171L261 172ZM78 176V175H77ZM92 176V175H91ZM95 176V174L92 176V177H89V178H84L83 180H82V182L80 183V184H77V186H79V187H82L83 188V190H89V194L88 193H86V194H88L87 195V198L89 199V201L90 200H96L97 201V198H95V187H96V185H97V177H94ZM140 176V177H141ZM158 176V175H157ZM161 176V177H162ZM180 176V175H179ZM202 176V175H201ZM215 176V175H214ZM255 176V175H254ZM86 177V176H85ZM145 177H148L147 175L145 176ZM151 177H153L152 175H151ZM162 177V178H163ZM212 177V176H211ZM211 177H210V179H211ZM216 177V176H215ZM218 177V176H217ZM229 177V176H228ZM234 177V176H233ZM184 178V177H183ZM200 178V179H199ZM22 179H24V180H22ZM147 179V178H146ZM153 179H155L154 177H153ZM160 179V178H159ZM179 179V178H178ZM202 179H204V178H202ZM206 179V178H205ZM217 179V178H216ZM238 179H240V178H238ZM123 180V179H122ZM161 180V179H160ZM183 180V181H182ZM230 180V179H229ZM229 180H227V181H229ZM232 180V179H231ZM235 181H233V183H235V182H238V181H236L237 180V177H235V179H234ZM72 181V180H71ZM98 181H100V180H98ZM162 181V180H161ZM204 181V180H203ZM206 181V180H205ZM207 181H208V184L210 183L209 182V179H207ZM223 181V180H222ZM146 182V181H145ZM158 182H159V180H158ZM220 183H221V181H219ZM230 182V181H229ZM229 182H226V183H229ZM113 183V184H114ZM119 183V182H118ZM118 183H116V184H118ZM121 183V182H120ZM165 183H167V182H165ZM202 183V184H201ZM207 183V182H206ZM212 183H213V179H212ZM215 183V182H214ZM223 183V182H222ZM225 183V182H224ZM223 183V185L224 186H226L225 184ZM231 183L232 182H230L229 184L231 185ZM232 183V184H233ZM68 184L69 183H67L66 185L68 186ZM71 184V183H70ZM104 184H106V185H104ZM116 184H115V186H116ZM149 184V183H148ZM159 184V183H158ZM161 184V183H160ZM211 184V183H210ZM55 185H57V187L55 186ZM99 185H100V182H99ZM120 185V184H119ZM118 185V186H119ZM215 185V184H214ZM213 185V186H214ZM222 185V187H224ZM121 186V185H120ZM125 186V185H124ZM208 186V185H207ZM210 186V185H209ZM62 187V186H61ZM100 187V186H99ZM102 187V186H101ZM100 187V188H101ZM155 187V186H154ZM215 187V186H214ZM44 188V189H43ZM107 188V187H106ZM105 188V189H106ZM121 188V187H120ZM202 188V189H201ZM211 188V187H210ZM230 188V187H229ZM65 189L67 190V187H64V189L62 190L63 192H65ZM103 189V188H102ZM105 189H104V191H105ZM124 189V188H123ZM235 189H237V190H242L241 192L239 191H235ZM51 190V189H50ZM69 190V189H68ZM107 190H109V189H107ZM230 190V189H229ZM228 190V191H229ZM150 191V190H149ZM153 191V190H152ZM206 191V190H205ZM228 191H227V193H228ZM86 192V191H85ZM99 192V191H98ZM101 192H103V191H101ZM110 192V193H109ZM109 192H108V196L110 195V197H108V202H110L111 200L112 201H114L113 199H114V197H113V199H112V196L114 195V192L113 191H111V190H109ZM113 192V193H112ZM216 192V191H215ZM222 192V191H221ZM66 193V192H65ZM104 193V192H103ZM118 193V192H117ZM7 194V195H6ZM49 194V193H48ZM106 194V193H105ZM113 194V195H112ZM216 194V193H215ZM46 195V194H45ZM55 195V194H54ZM43 196V195H42ZM48 196V195H47ZM56 196V195H55ZM100 196L101 195H99V193H98V198L99 199H102V198H100ZM165 196V197H164ZM205 196V197H204ZM39 197H41V196H39ZM96 197H97V195H96ZM129 197V196H128ZM131 197V196H130ZM129 197V198H130ZM226 198L228 197V196H225ZM42 198V197H41ZM46 198V197H45ZM66 198V197H65ZM121 198V197H120ZM219 198V197H218ZM223 199H224V196L222 197ZM221 198V199H222ZM226 198H225V200H226ZM229 198V197H228ZM4 199V198H3ZM42 199H44V197L42 198ZM170 199H172V202L173 203H171L172 205L174 204V203H178L179 201H183L184 203L186 202L187 203V205L188 204H191V206H192V208L190 209L189 207L187 208V209H190V210H192L193 208H195L196 209V213L194 214V216L196 215V217H194L193 215H187V214H184V217L183 218H185L184 219V227L183 228H181V225H180V222L182 223V221H179V220H181L180 218L179 219H177L176 217H174V215H173V213H171L170 215H172V217H168V218H170L169 220L168 219H166L164 216L165 215H163V213H160V210H159V208L158 207H160L161 208V206H163L164 204L163 203H160V202H162V201H166L167 203L168 202H171L170 201ZM222 199V200H223ZM37 200V199H36ZM45 200V199H44ZM43 200V201H44ZM46 200H48L47 198H46ZM85 200H86V198H85ZM116 200V199H115ZM224 200V201H225ZM30 203H29V202ZM95 201V202H96ZM126 201H128V200H126ZM38 202H39V199H38ZM55 202V201H54ZM87 202V201H86ZM100 201H98L97 203H99ZM103 202L104 201H101L99 204H103ZM116 202H117V200H116ZM132 202H133V200H132ZM131 202V203H132ZM165 202V203H166ZM181 202H180V204L179 205H181ZM34 203H35V199H34ZM42 203V202H41ZM46 203V202H45ZM77 203H78V201H77ZM166 203V204H167ZM186 203H185V205H186ZM222 203V202H221ZM225 203V202H224ZM98 204V205H99ZM104 204H105V208H107L106 206V203L104 202ZM110 204H112V202H110ZM114 204V203H113ZM160 204H161V206H160ZM163 204V205H162ZM228 204V205H227ZM168 205H170V204H168ZM175 205V204H174ZM184 205V204H183ZM109 206V205H108ZM113 207L115 206V205H112ZM121 207L120 206V204H118V202H117V208L119 209V207ZM189 206V205H188ZM221 206V205H220ZM0 207H2L1 205H0ZM35 207V206H34ZM47 207V206H46ZM98 207H100V206H98ZM103 207V206H102ZM101 207V208H102ZM116 207V206H115ZM114 207V208H115ZM168 207V206H167ZM173 207V206H172ZM176 207H177V205H176ZM175 207V208H176ZM187 207V206H186ZM52 208V207H51ZM57 208V207H56ZM124 208V207H123ZM43 209V208H42ZM45 209V208H44ZM64 209V208H63ZM73 209V208H72ZM108 209V208H107ZM110 209H112V207L110 208ZM109 209V210H110ZM49 210V209H48ZM67 210V209H66ZM65 210V211H66ZM0 211V212H1ZM19 211H21V212H23L24 213V217H25V219L27 220L26 221V223L28 224L27 225V227L24 229L23 228V232H21L22 234L24 233V232H26L25 234H23V235H21V234H18V232H17V230L15 229V226L18 224V223H16V222H19L18 221V217H16L15 216V214L14 213H18ZM64 211V210H63ZM77 211H79V210H77ZM112 211V210H111ZM121 211V210H120ZM174 211V210H173ZM177 211V210H176ZM186 211V210H185ZM193 211V210H192ZM191 211V212H192ZM195 211V210H194ZM51 212H53L54 213V211H51ZM124 212V211H123ZM166 212V211H165ZM168 212V211H167ZM166 212V213H167ZM175 212V211H174ZM191 212H190V214H191ZM194 213V212H193ZM112 214H114V213H112ZM121 214V215H120ZM181 214V213H180ZM73 215H75V214H73ZM76 215H77V212H76ZM85 215V216H84ZM97 215V214H96ZM120 215V216H119ZM187 215V216H186ZM52 216H55V215H52ZM78 216V217H79ZM110 216V217H111ZM140 216H142V219H140ZM176 216V215H175ZM186 216V217H185ZM94 217V216H93ZM93 217H92V220H93ZM123 218V217H122ZM39 219H40V221L42 222V224H43V226H45L44 228H46L47 230V233L49 232L50 233V237L51 236H53L54 237V239H56V240H54V239H52L51 240V238H50V241L48 242L47 240H44L43 238H45L41 233H38V223H39ZM53 219V220H52ZM94 219H95V217H94ZM17 220V221H16ZM97 219H95V221H96ZM99 220V219H98ZM133 220V219H132ZM205 220H208L209 221V225H211V228H208V226L205 224ZM135 221V220H134ZM21 222V221H20ZM132 223H129V228H128V230H130V233L132 232V230L134 231V233H136L135 232V230H134V226L136 225V221L135 222H133V221H131ZM25 222L23 221V224H24ZM41 224V223H40ZM41 224V225H42ZM126 224H128V223H126ZM144 224V223H143ZM19 225V224H18ZM22 225V224H21ZM99 226H101V225H99ZM152 226H157V227H155L154 228V230H152ZM23 227H24V225H23ZM96 227V228H95ZM105 227V226H104ZM111 227V228H112ZM128 227V226H127ZM136 227H138L137 225H136ZM140 227H142V224H141V226ZM16 228H17V226H16ZM41 228V227H40ZM39 228V229H40ZM70 228H72V231L74 230L73 228H75L77 231H76V233H78V235L80 236V240H85V242H87V243H89V247H83V246H81V245H78V244H76L74 241H72V239H71V235H70V233H69V229ZM102 228V227H101ZM106 228V227H105ZM142 229V228H141ZM103 230H104V228H103ZM110 230V229H109ZM139 230V229H138ZM199 230L200 231H202V230H205V232H204V235H202V234H200V232H199ZM41 231V230H40ZM141 231L142 230H139V233H141ZM95 232V231H94ZM97 232V231H96ZM138 232V231H137ZM155 232H156V230H155ZM31 233V234H30ZM46 233V234H47ZM48 233V234H49ZM129 232H128V234L129 235H133L134 233L132 232V234H130ZM163 233H165V234H163ZM26 234H28V235H26ZM91 234H93V233H91ZM156 234V233H155ZM154 234V235H155ZM25 235V236H24ZM104 235V234H103ZM109 235V234H108ZM128 235V236H129ZM166 235H168L169 237H170V235L169 234H166ZM166 235H165V237H166ZM78 236V237H79ZM130 236V237H131ZM153 236V235H152ZM167 236V237H168ZM52 237V238H53ZM112 237V236H111ZM162 237V236H161ZM161 237H159V238H161ZM180 237V236H179ZM106 238H108V236L106 237ZM181 238H180V240H181ZM136 239V238H135ZM259 239H262V240H260L261 241V243L263 244V245H261V243L259 242ZM111 240H112V238H111ZM128 240H131V239H128ZM137 240V239H136ZM136 240H134V241H136ZM140 240V239H139ZM159 240V239H158ZM170 240V239H169ZM171 240H172V238H171ZM175 240V239H174ZM173 240V241H174ZM113 241V240H112ZM151 241V240H150ZM178 241V240H177ZM224 242V244L222 243H220V242ZM81 242V241H80ZM83 242V241H82ZM84 242V243H85ZM94 242H96V243H94ZM133 242V241H132ZM137 242V241H136ZM176 242V241H175ZM175 242H173L174 244H175ZM180 242V241H179ZM84 243H81V244H84ZM94 244V246L93 245H91V244ZM151 243V242H150ZM173 243H171V244H173ZM183 243V242H182ZM86 244V243H85ZM100 244V242L98 243V244H96V246L98 245V246H102L103 247V244H101V245H99ZM133 244H135V243H133ZM178 244V243H177ZM190 244V243H189ZM189 244H187V245H189ZM143 245V246H142ZM172 246V245H170V243H167L165 246ZM176 245V244H175ZM175 245H174V248H175ZM222 245L223 246H225V247H223V248H221L222 247ZM88 246V245H87ZM104 246H106V245H104ZM184 246V245H183ZM192 245H191V247H193ZM101 247V248H102ZM179 247V246H178ZM166 248V247H165ZM168 248V247H167ZM166 248V250H168ZM110 247H109V244H108V247H106V249L104 248V250L106 251H109L108 253H110ZM176 249V248H175ZM181 249V248H180ZM213 251H212V250ZM215 249V250H214ZM113 249H111V251H112ZM139 250V249H138ZM209 250H211L210 251V253L212 254L211 255V258L209 259V257L207 258L206 257V252L207 251H209ZM100 251H102L103 252V249L102 250H100ZM107 251L105 252V253H107ZM137 251V250H136ZM169 252H170V250H168ZM172 252H173V250H171ZM169 252H167V253H169ZM180 252H181V250H180ZM104 253V252H103ZM113 253H115L114 252V250H113V252H111V254L112 255H116V254H113ZM110 254V255H111ZM146 254V253H145ZM181 254V253H180ZM141 255V256H142ZM172 255V254H171ZM176 255V257H177V255L178 256H180L179 254H174V256ZM252 256V257H253ZM244 257V258H243ZM252 257H250L251 259H253ZM173 258V257H172ZM178 258V257H177ZM246 258V259H247ZM254 258V259H255ZM175 260V259H174ZM177 260V259H176ZM179 260H181V258L179 259ZM248 260V259H247ZM56 261V262H55ZM178 261V260H177ZM249 261V260H248ZM55 262V263H54ZM185 263V262H184ZM251 263V262H250ZM170 264H173V263H170ZM187 264H189V263H187Z\"/></svg>","mask_w":264,"mask_h":264},{"label":"rangeland","instance_id":"rangeland-1","mask_svg":"<svg viewBox=\"0 0 264 264\" xmlns=\"http://www.w3.org/2000/svg\"><path fill=\"white\" fill-rule=\"evenodd\" d=\"M11 0H1L0 1V25H1V19L2 20H5V18H6V21L7 22H9L10 23V21H8L9 19L11 20V17L14 19V20H11V23L13 22V21H15V22H13V23H15V25H16V22L18 23V22H21V24H22V21H25V23H23V24H26V21H27V19L29 18V15H26V16H24L23 15V17L24 18H22L21 16H22V14H21V12H20V14H19V11H22L21 9H18V8H20L18 5H16L15 6V4H19V1H17L16 2V0H13V1H15V2H10ZM95 1H97V3L95 2ZM108 1H110V0H104V2H107V3H104L103 2V0H88V3L90 4V3H94V5H93V3L91 4L93 7H95L96 9L95 10H98V9H100L101 7H102V9H103V12L105 11V13L107 12V14L108 15H110V17H113L114 18V20L116 19V17H117V15L116 14H118V18L115 20V21H113V22H116V23H111L113 26V28H111V26H110V30L108 29V31H110L109 33L110 34H114V36H115V38H117V39H115V38H113V39H115L114 41L113 40H111L110 41V44H111V42L112 43H114V44H111V45H114V47H113V50H114V48H115V50H119V52H117L116 53V51L114 52H112L113 54H111L109 51H107L106 49H105V47H104V43H103V45L101 44L102 42H101V40L98 42V45L95 43V42H93L94 44H96V46H94V44H93V46L91 45L92 44V40L89 38V39H86V41H84V36L86 35V34H84L83 33V31H82V29H81V32L80 31H78V29H79V27L81 26L80 24H79V26H78V23H79V21H78V17H76V16H79L78 15V13L76 14V13H69L68 12V10H67V12H68V15H70V16H72L73 14H76V15H73L74 17H75V19H74V17H73V19H72V21L74 22L75 21V23H73L72 22V25H74V26H72V28L70 29L72 32H73V34L75 33V32H77V34H78V36H81V34L83 33L84 34V36L82 35V40H83V42H81V44L84 46V47H80V49L82 50V49H84V50H80L81 52L80 53H82L83 55L85 54V58L83 57V59H85V60H82L81 61V64H83V65H81L80 63H76V65L77 64H80V66H78V67H74L72 70H76L77 69V71L78 70H82V72H84L83 74H82V76L84 75V76H86V78L87 79H89L88 77H90L91 76V74L92 75H94V74H96V76L98 75L99 77H100V75L98 74V72L97 71H100L99 73H102V75L103 74H106V75H104L106 78H107V80H110V78L112 77V76H116V74L117 75H119V76H117L118 77V79H115V84H116V86H118L119 85V83L117 82V81H119L120 82V80L122 79V77H124V76H126L127 77V79H126V81L127 80H129L130 78H128V77H130V76H132V78L130 79L131 81L132 80H135L136 82H139V84L141 83L142 84V82H143V84H144V82H145V87L147 88V84H148V86H149V84L151 83V82H149V83H147L146 84V77H149V79L150 80H152L153 81V79H154V77L156 78V77H158L157 75H160L159 76V78H161V77H164V81H167V79L165 80V77L166 78H168V80L170 79L171 80V78L173 79V80H171L170 81V83L172 82V84L174 85V87L175 88H177V90H170V92L168 91V90H166V91H168V92H161V94L159 95L158 94V96L159 97H156L157 98V100H154L153 98H155V97H152V101L150 102L151 104H149V102H148V104H143V106H145L146 107V109H147V111L148 112H150L151 113V115L153 116L154 114V116L152 117L153 119L155 118L156 119V121L154 122V120L151 122V123H153V125H151L150 123H149V125H150V127H149V125H147L146 123V125L144 124V123H142V124H140V122L137 124V120L136 121H134V119L135 118H131L130 120L131 121H133L132 123H130L129 125L130 126H132V128L135 130V129H140L141 130V132L142 131H144V132H140V134H142L141 135V137L143 138L142 140H145L144 138L146 137V138H148L146 135H148L149 137L151 136V138H148V142H150V141H152L150 144H153V145H151V147H154V148H156L157 146H159L160 144H161V141H162V139H164V138H171L172 140H175V142L177 141V138H179L178 139V142H176V143H178L177 144V148L175 149V150H171V148H169L168 146L169 145H167L166 147H165V153H166V155L165 156H169V154L168 153H170V157H165V158H159V159H161L160 161H159V159H157L158 160V163L160 162V164H158L157 163V160H156V162H155V164H152V165H156L155 167L153 166L152 167V165L150 164V165H148V166H150V167H148L147 166V171H146V169H145V171H144V174H143V167H144V163H143V161H142V159L140 160L142 163H140V162H138V161H136V160H139V159H133V160H135V162L136 163H134L133 162V160H129V161H131V162H133V164L130 162V164L128 163L127 165L129 166V167H126L125 165H126V163L124 164V163H122L123 161H124V157L122 156V154H115V153H113L114 154V157H113V154L111 155L110 154V149H111V143H115L116 141L119 143V140L117 139V138H119L120 139V136H119V134H115V135H118V136H115L114 134H113V138L112 139H110V136H108L109 134H111L112 132L113 133H117V131L115 130L116 128L118 129L119 128V126H122L123 124L122 123H124V121H123V119H124V116L123 117H121V116H117V117H115V115H113L111 118L110 117H108V116H101V117H99V116H96V117H94L93 118V116H87V117H85V119H86V122H82L81 120L79 121L78 120V118L76 117V114H74V109L73 108H75V106L74 105H76V106H78V104L81 102V103H83L82 102V99L80 98V97H82V96H80V95H82L83 94V96H85L86 95V97H85V99H87L88 97H90L91 98V93L93 94V90H95V89H97L98 91L97 92H99L100 90V93L98 94V93H94L95 94V96H94V94L92 95V99L93 98H95L96 97V95H97V97H99V95L100 94H102V95H100V97H99V99L101 100V101H103L102 99H106V98H109V95H111L112 94V96H115V92H116V87H115V85H114V88L115 89H113L112 88V85H110L109 87H111V88H109V89H104L103 88V86L102 85H100L99 86V78H94L93 76H91V78H92V80H90L89 79V81H86V80H83L84 78L83 77H81L80 75H81V73H80V75H78L79 76V79H81V80H78V82L76 81V80H74L75 82H74V84L76 85L75 87H79V88H76V89H74L77 93H72L73 95H75V94H78L80 91H81V93H79L78 95H75V96H72V95H70L69 94V96H68V94H66L65 92V94L66 95H64V93H63V91H66L64 88H66V87H64L63 86V88H60V89H62V90H60V89H57V87L56 86H53V87H55V91L57 92V94L59 95V96H55L54 94H53V92L51 93V91H50V89H46V87H45V83H44V81L43 80H41V81H39L38 80V78H37V76H38V74H31V73H33L32 71L35 69V64H32V62L30 63V61L28 60L29 58L30 59H32L31 57V55H30V53L31 52H29V51H27L26 53L23 51L22 52V55L25 53V55H24V57L23 56H19L21 53H19L17 50H14V49H12V48H8V47H10L9 46V44L7 43V41L6 40H2L1 39V37L4 35V37H5V34H3V35H0V46H1V48L0 49H3L4 47V49H3V51L8 55V54H10V55H8L9 57H11V58H9V59H12V58H14V62L18 65V67H20V69H24L23 70V72H22V70L21 71H19L20 69L18 68L17 70H18V74H22L21 76H22V78H21V76H20V81H24L26 78L25 77H27V75L28 76H32V79L34 80V79H36L35 81L37 82V84H38V82H39V86H42V88L44 87V90H46L47 92H48V94H49V96L51 95V99H52V101H51V99H50V97L47 95V93H45L46 95H45V98L43 99L42 97H41V94L39 95L38 93V95H36V93H34V94H29L28 92H26V93H28V94H26L25 93V96L26 97H28V98H26V99H24L25 101L24 102H26V100H28L27 102H29V103H32V104H36V105H38V103H40V105L41 104H47V108L48 109H51V110H55L57 113H61V114H64L65 115V117H68V120L69 121H71V122H74V123H71V125H66L67 127H69L70 129H72V131L76 128V130H79L80 129V132H82V130L83 131H88V130H91V129H95V128H98V126H100V124H102V122L105 124V122L107 123V121H108V124L110 123H114L115 124V122H117L118 121V123L117 124H115V127L112 125H110L108 128H107V125L106 126H104V124H102L103 126H101V127H99V128H101V129H103L104 131H108L107 133L108 134H106V137H105V140L102 138L101 139V142L102 141H105V142H103V143H99V142H96L97 143V145L95 144V142H94V144L95 145H92V143H91V141H89V139H87V140H85V142H84V139L85 138H91V135L90 136H85L84 137V139L82 140L83 142H81V148L79 147V149L80 150H82L81 152L82 153H85L86 154V157H91L92 156V158H90L89 157V159H87L86 160V162H88L87 164L89 165V167H88V165H86V166H84V165H82L81 167H83V168H81V167H79L78 169L76 168V174H75V172H74V174H73V178L70 180V182H67V183H69L68 184V186L66 185L67 183H64L63 185H61L60 183H58L59 185V187H57V185H55L56 187H57V189H55V187L54 186H51L52 188H48L49 190H45V191H47L46 193H44V194H42V193H40L39 195H37L36 197H34V198H32V200L31 199H29V201L31 202H29L30 204H29V210H30V208L31 209H34V208H38V209H40L41 208V210H47V211H49V213H51L49 216H51L53 219H54V221H55V217H56V215L58 214V212H59V214H61V213H63V212H69L71 215H72V218L74 217V218H76V220H79V219H81L80 218V216L78 215V213H81V211L82 212H84V214L86 215L87 214V219L88 220H90V218H91V220H90V222H92V223H94V224H96L97 226V228H99L100 227V229L99 230H97V229H94L91 233H93V234H91L90 233V236H92V238H97L96 239V241H98V239H100L99 240V242H100V244L99 245H101V244H103V247L101 248L100 246H96V244H98V243H96V242H94V243H96L95 244V246H94V244H91V245H93L94 246V248L96 249V252L99 254V255H101V256H103L104 258H105V261H107V262H111V263H116V262H118L120 259L119 258H121L120 256H121V251H122V249H118V247H120L118 244L116 245V243L115 244H113L114 243V239H113V227L111 226V218H112V216L113 215H116V214H119V213H117V212H122V214H124L123 216H121V219H122V221L124 222V224L126 225V230H125V239H126V241L128 242V243H131V245H133L134 246V248L136 247V249L134 250L133 249V253H135L136 252V255L137 256H139V258H141L142 259V261L144 260V261H146V260H148L149 259V257L147 256L148 255V253H147V251H144L143 252V255L141 256L139 253H141L140 252V250L141 249H143V248H145L143 245V247H138L137 246V244H139V245H141L140 243L141 242H139V241H142V232H145V233H149V226H151V224L145 219L144 220V218L142 219V216H140V219H142L141 221H143V223H141L142 224V227H140L141 226V224H140V222L138 223V220L137 219H135V216H136V214L138 213L137 212V206H138V204L136 203V201H135V197H134V195H133V197H132V194H133V192H131V184H130V176H128L131 172H133L134 170H132L133 168H134V166L135 165H137V164H139L140 163V165H138V170L139 171H141L140 173H142V174H140V173H138L139 171L138 170H135V172H137L138 173V175H139V178L141 179V181H142V179H143V181H142V183L144 184V185H146V187L147 186H149V187H147L148 188V192L149 193H156V187L159 185V186H161L163 183V185H166V184H169L168 183V181H166L165 180V178L164 177H168V175H166V174H164V171H163V169H164V167H162V165H167L166 167H167V169L170 171V172H172V171H174V174L172 175V176H174V178L176 177V176H178V177H176V180L178 181H180V179H185L186 178V176H185V171H189V170H192L194 167H195V164H193L194 163V161L191 159V157L189 158L188 156H189V154H190V152L192 151V149H193V151H196L195 153L197 154V153H202L201 151H205V147L207 146H215V144L218 146L217 147V149L215 148L214 149V151H213V149H207L208 151H206V152H209L210 154H209V159H208V161L206 160L204 163H203V161H202V164L200 165V168H201V170L200 171H197V173H196V175H198V177L200 176V178H201V181H202V183H203V188H204V190L202 189V191H204V193H205V196L207 195V197H205V199H209V191H210V189L213 191V193H214V197H216L217 196V194L219 195V196H217V200H216V202L218 203V209H221V207H222V204L223 205H226V202H229L231 199H230V197L231 196H229L230 194H229V192L231 193V190H232V192H234V189L233 188H235V186L237 187L239 184V181L243 178V179H245V178H247V179H249L248 177H250L251 179H253V177H254V180L256 179V180H258V179H260V178H262V177H264L263 175H261V172L263 171L264 172V168H263V163H259V162H254L255 164H253V163H251V161L249 160V159H251L252 158V156L251 155H249V153H245V145L244 144H237V150L234 148L233 149V151H231L232 150V147H229V146H227V145H225L226 144V142L227 143H229L230 142V139H232L233 140V136H234V138H236L237 140L239 139V138H241V139H243L244 137H249V139H250V141L252 142V144L255 146V145H257L259 142L261 143V142H264L263 140H264V36L262 35V34H260V33H263L264 34V0H132L131 2L130 1H128V0H122V2H124L123 4L122 3H116L117 1L119 2L120 0H113V2H112V4H111V1L108 3ZM128 1V2H127ZM136 1H138V2H136ZM103 3V5L100 7V3ZM121 2V1H120ZM133 3V4H131L130 5V3ZM10 3V4H9ZM116 3V4H115ZM128 3H129V5H128ZM13 4V5H12ZM107 4V5H106ZM109 4H111V5H109ZM7 5V6H6ZM50 5H52V3L51 4H49V6ZM90 5V6H91ZM96 5V6H95ZM8 6H12V7H10L11 8V11H10V9H9V7ZM18 6V7H17ZM112 6H116V7H112ZM119 6L120 7H122L121 8V11L122 10H124V12H125V14H124V12L122 13L121 11V13H119L118 12V10L120 9L119 8ZM127 6V7H126ZM2 7V8H1ZM97 7H99V8H97ZM104 7V8H103ZM129 7V8H128ZM8 8V9H7ZM15 8V9H14ZM23 8V7H22ZM114 8V9H113ZM118 8V9H117ZM128 8L129 10H128V12H126L127 10L126 9ZM7 9V10H6ZM3 10H6V11H4L3 12ZM8 10L10 11V12H8ZM43 10H44V8H43ZM107 10V11H106ZM113 10V11H112ZM116 11V13H115V11ZM17 11V12H16ZM7 12V13H6ZM66 12V13H67ZM86 12H89V10H87L86 9ZM112 13V12H114V13H112V14H109V13ZM4 13H6L7 14V16H5V17H3V14ZM8 13L10 14V15H8ZM16 13H18V15L16 14ZM11 14H14V15H12L11 16ZM126 14H128V15H126ZM129 14H130V16H129ZM235 14V15H234ZM18 16V18H17V16ZM21 15V16H20ZM66 15V14H65ZM67 15V17H69ZM132 15H135V16H137V18L135 17V16H132ZM237 15V16H236ZM115 16V17H114ZM124 16H126V18L128 19H124L123 20V18H125ZM16 17V18H15ZM26 17V18H25ZM66 17V18H67ZM133 17V18H132ZM155 19H154V18ZM7 18H9V19H7ZM122 18V19H121ZM130 18V19H129ZM137 20H136V19ZM151 18H153V19H151ZM210 18V19H209ZM159 19V20H158ZM193 19V20H192ZM205 19H206V21H205ZM207 19L209 20V22L207 21ZM77 20V21H76ZM119 20V21H118ZM121 20V21H120ZM158 20V21H160L161 20V24H162V22H164V24H165V30H167V31H164V29H163V31H164V34L165 35H167L168 37H171V38H167V36L166 37H164L163 35V33H159V29H160V26L161 27H164V24H162V25H158V27L157 26H155L156 28H154V30H153V34H152V28H151V26H154L153 24H155L156 23V21ZM189 20V21H188ZM194 20H196V22L197 23H199V24H196V22L194 21ZM218 20V21H217ZM151 21V22H150ZM234 21V22H233ZM78 22V23H77ZM129 22V23H128ZM153 22V23H152ZM219 23V24H217V23ZM147 24V23H149V25H150V23H151V26H148V25H145V24ZM191 23L193 24V23H195V24H193V26H198V28H196V31L195 30H193V32H195L196 34L200 31L202 34H200L199 33V35H196V39L198 40L199 38V42H198V44H200L199 46H197L198 48H196L195 47V44L196 43H193V39L191 38V39H189L188 37H187V35H186V33H188V31H186V32H182L181 33V31L183 30V27H184V25L186 26V27H190V26H192L191 25ZM210 25H209V24ZM212 23H216V24H214V25H217V26H214ZM237 26L238 25V27H240V26H242V27H240V29L241 30H244L245 32L247 31H250L249 29H253V27L255 28L256 27V29H254V31H258V33H259V37L257 38V39H253V38H251V37H248L247 36V38H248V40H247V38H246V36H245V38H243L242 39V37H240V38H238V41H237V39H230L229 38V32H231V28L230 27H235V26H233L234 24ZM85 24V23H84ZM119 24H120V26H119ZM131 24V25H130ZM135 24H136V28H135ZM206 24H208V26L211 28H209V29H207L208 30V32H210V33H207V31H204V30H206ZM221 24V25H220ZM15 25H13V26H15ZM28 25V24H27ZM76 25L78 26V27H76ZM110 25V24H109ZM116 25H118V26H116ZM138 25V26H137ZM155 25H157V24H155ZM200 25V26H199ZM205 25V26H204ZM213 25V26H212ZM228 27H227V26ZM18 26V24L15 26V27H17ZM20 26H23V27H20ZM42 26H44V24L42 25ZM108 26V24H106V25H101V27L102 28H104V27H107ZM134 26V28H132ZM144 26L147 28H144ZM181 26H183L182 27V29H181V31H180V28H181ZM226 26V27H225ZM49 27V26H48ZM98 28H97V30H99V33H101L102 32V28L100 27V25L99 26H97ZM117 27H120L119 28V30H117L118 28ZM205 27V28H204ZM214 27V29L217 27V29L218 30H216V32L217 31H219V32H215L212 28ZM20 28H22L23 30L25 29V28H27V26L25 27V25H20V23H19V29ZM61 28V27H60ZM59 27H58V29H60ZM75 28H76V30H75ZM117 28V29H116ZM132 28V29H131ZM144 28V29H143ZM171 28V29H170ZM178 28V29H177ZM194 28V29H195ZM204 28V29H203ZM208 28V27H207ZM229 28H230V31H229ZM19 29H15L16 30V32L19 30ZM21 29V30H22ZM30 29V28H29ZM48 28H47V25L45 26V28H44V30L48 33V35H50V36H48L49 38H51V36H52V40H54L55 42H57L59 39H61V37H59V38H57V36H58V34H57V36L55 35V32L54 33H51V32H53V29H49V30H47ZM73 29H74V31H73ZM143 29V30H142ZM146 29V30H145ZM23 30H22V33H21V31H19V34H24L25 32H28V34L30 35V30H26L25 32H23ZM80 30V29H79ZM131 30V31H130ZM169 30V31H168ZM198 30V31H197ZM213 30V31H212ZM115 31H117L116 33H117V35H116V33H115ZM133 31V32H132ZM143 33H142V32ZM149 31H150V33H149ZM171 31V32H170ZM179 31V32H178ZM204 31V32H203ZM212 31V32H211ZM253 31V30H252ZM253 31V32H254ZM79 32V33H78ZM114 32V33H113ZM130 32H132V33H130ZM166 32H170L169 34L168 33H166ZM214 32V33H213ZM81 33V34H80ZM145 33V34H144ZM158 33V34H157ZM184 33V34H183ZM207 33V34H206ZM28 34L26 33V35H27V37H28ZM53 34L56 36V39H58V40H55V38H54V36H53ZM76 34V33H75ZM75 34H74V36H75ZM76 34V35H77ZM120 34V35H119ZM123 34V35H122ZM136 34V35H135ZM138 34H140V36L141 37H145V35L146 36H148L147 38H151L150 37V35L149 34H152L153 36H152V39H150V40H152V41H148L149 39H147V42H146V37H145V43H147V44H145V43H143L144 42V40H141V41H139L140 40V36L138 35ZM163 34V35H162ZM172 34V35H171ZM175 34V35H174ZM181 34H183V35H181ZM205 34V35H204ZM22 35H20V39H21V41L22 40H24L25 41V39H26V37H24V35L22 36ZM25 35V36H26ZM131 35V36H130ZM156 35H158L157 37H156ZM162 35V36H161ZM185 35H186V38H185ZM202 35H204V36H202ZM30 36H32L33 37V35H32V33H31V35ZM29 36V37H30ZM60 36H61V33H60ZM139 36V40L137 39V37ZM160 36H161V39H159L160 38ZM180 36V37H179ZM22 37V38H21ZM28 37V39H32L31 37L29 38ZM35 37V36H34ZM75 37H77V36H75ZM119 37V38H118ZM128 37V38H127ZM154 37V38H153ZM197 37H199V38H197ZM25 38V39H24ZM88 38V37H87ZM158 38V39H157ZM163 38V39H162ZM222 38V39H221ZM227 38V39H226ZM249 38H251V39H249ZM260 38V39H259ZM4 39V38H3ZM28 39H26V40H28ZM34 39V38H33ZM119 39H122L123 41H121V40H119ZM125 39V40H124ZM137 39V40H136ZM142 39V38H141ZM154 39V40H153ZM157 39V40H156ZM165 39V40H164ZM168 39V40H167ZM170 39H171V41H170ZM230 39V40H229ZM239 39H240V41H239ZM246 39V40H245ZM46 40H47V38H46ZM49 40H51V39H49ZM88 40V41H87ZM90 40V41H89ZM119 40V41H118ZM175 40V41H174ZM236 40V41H235ZM244 40V41H243ZM48 41V40H47ZM127 41V42H126ZM143 41V42H142ZM167 41V42H166ZM173 41V42H172ZM229 41V42H228ZM27 42V41H26ZM30 42V41H29ZM29 42H27L28 44H30ZM58 42H61V40L60 41H58ZM88 42V43H87ZM138 44H137V43ZM152 42V43H151ZM180 42V43H179ZM185 42V43H184ZM191 42H192V44H194V49L192 48V44H191ZM202 44H201V43ZM258 42V43H257ZM78 43H80V41L78 42ZM126 43V44H125ZM168 43V44H167ZM182 43V44H181ZM185 45H184V44ZM187 43V44H186ZM5 45L4 47L2 46V45ZM22 44H23V41H22ZM41 44H43V43H40V45ZM80 44V45H81ZM85 44L87 45V47H85ZM149 44V45H148ZM152 44V45H151ZM189 44H191L190 46H189ZM198 44H196V45H198ZM24 45H25V43H24ZM81 45V46H82ZM101 45V46H100ZM118 45V46H117ZM130 45V46H129ZM183 45V46H182ZM204 45H206L205 47H207V48H209L210 50H209V52L211 53V54H208V51L206 50V52H204V53H202V46H204ZM51 46V48H53V47H55V44H54V46H52V45H50ZM50 46L48 45V47H47V49L49 48L50 49ZM63 47L65 46V44L64 45H62ZM115 46H117V47H115ZM42 47H43V45H42ZM93 47H94V49H93ZM101 47V48H100ZM123 47V48H122ZM151 48V50L154 52L155 51V48H157V52L155 51V53H153V52H151V50L149 49V48ZM202 47V48H201ZM211 47V48H210ZM86 48V49H85ZM97 48V49H96ZM143 49V50H147L146 52L145 51H143V52H145V53H148L149 51V56H148V54H147V58L146 59H148V60H153V59H158L159 61L160 60H162V58L161 57H163V59H170L169 61H168V59L166 60V63L168 62V64H167V67H166V69H163L162 71H164V72H166L167 74L166 75H163V73H162V71H159L160 70V68H156L157 69V71H159V72H157V73H155L156 72V69H154L155 70V72H153V69H150V72L148 71V73L145 75V73L147 72H143L144 74H142V72H139L141 69H140V67H142V64L143 63H141V62H144V59H142L141 60V58L139 59L138 58V55L137 54H139V53H141L142 51H141V49ZM201 48V49H200ZM44 49H46V47L44 46ZM43 48H42V51L44 50ZM88 49V50H87ZM98 49H99V51H98ZM148 49H149V51H148ZM170 49V50H169ZM198 49V50H197ZM6 50V51H5ZM66 49L64 48V50L63 51H65ZM103 50V51H102ZM106 50V51H105ZM200 50V51H199ZM12 51V52H11ZM14 51V52H13ZM30 51H32V50H30ZM40 51H41V48H40ZM67 51V50H66ZM97 51V52H96ZM122 53H121V52ZM167 52V53H170V54H167L166 53V56H164L165 55V52ZM9 52V53H8ZM18 52V53H17ZM102 52V53H101ZM142 52V53H143ZM161 52V53H160ZM178 52V53H177ZM96 53V54H95ZM108 53H110V59L108 58L109 56V54ZM116 53V54H115ZM145 53H144V55H145ZM164 53V54H163ZM197 53V54H196ZM201 53V54H200ZM207 53V54H206ZM218 53H221V54H218ZM256 53V54H255ZM17 54H19L18 56H19V58L20 59H18L17 57L18 56H16ZM58 54V53H57ZM87 54V55H86ZM89 54V55H88ZM100 54V55H99ZM122 56H121V55ZM160 54H161V57H160ZM163 54V55H162ZM13 55V56H12ZM27 55H29V56H27ZM56 55V54H55ZM64 55L65 56H67L68 57V55H67V53H65L64 52ZM82 55V56H83ZM94 55H96V56H100V58L102 59L101 61L102 62H100V63H98V62H96V60H99V58L98 57H96V56H94ZM105 55V56H104ZM107 55V56H106ZM113 55V56H112ZM116 55H118V56H116ZM124 55V56H123ZM141 55V54H140ZM158 55H159V58H158ZM172 55H174V56H172ZM177 55H180V56H177ZM202 55V56H201ZM205 55V56H204ZM26 56L28 57L27 59H26ZM56 56H58V55H56ZM89 56L91 57L90 59H89ZM104 56V57H103ZM112 56V57H111ZM114 56H116V57H114ZM121 56V57H120ZM220 56V57H219ZM254 56H256V57H254ZM63 57V56H62ZM146 57V56H145ZM149 57H150V59H149ZM154 57V58H153ZM177 57H178V59H177ZM195 57V58H194ZM206 57V58H205ZM219 57V58H218ZM23 58L24 59H26L25 61L23 60ZM87 58V59H86ZM97 58V59H96ZM139 60H141V61H139ZM188 58V59H187ZM259 58V60H257ZM34 59V58H33ZM67 59H69V60H72L71 58H67ZM89 59V60H88ZM181 59V60H180ZM18 60V61H17ZM88 60V61H87ZM107 60H108V62H109V64L107 65ZM115 60V61H114ZM176 60V62H180V68H179V66L177 67V65H175L176 64V62H173V61H175ZM178 60V61H177ZM183 60L184 61H186V60H188V62L190 63H188L187 61V63L186 62H183ZM24 61V62H23ZM29 61V62H28ZM74 61V60H73ZM83 61H85V63L83 62ZM111 61V62H110ZM181 61H182V63H183V66H182V63H181ZM191 61V62H190ZM26 62V64H28L27 66H25L26 64H22V63H25ZM28 62V63H27ZM88 62V63H87ZM112 62H114V63H112ZM139 62V63H138ZM102 63H104V64H102ZM111 63H112V65H111ZM174 63V64H173ZM184 63H186V66H188V67H186L185 66V64ZM247 63V64H246ZM32 64V65H31ZM34 65V66H33ZM76 65H73V66H76ZM136 65V66H135ZM240 65V66H239ZM23 66L25 67V68H23ZM72 66V67H73ZM103 66V67H102ZM109 66V68L108 69H110L111 68V70H110V72H112V68H113V71L114 72H112L111 74V77L109 78L108 77V75L107 74H109V70H107V67ZM170 66V67H169ZM82 67H84V68H82ZM86 67V68H85ZM105 67V68H104ZM173 67H177L176 69L175 68H173ZM79 68V69H78ZM127 70H126V69ZM85 69H86V72H85ZM94 71H93V70ZM97 69V70H96ZM124 69V70H123ZM162 69V68H161ZM174 69V70H173ZM178 69V70H177ZM95 70H96V72H95ZM123 70V73H121V71ZM29 71H31V72H29ZM77 71H75V72H77ZM92 71V72H91ZM118 71V73H115V72H117ZM79 72V71H78ZM77 72V73H78ZM89 72H91V74L89 73ZM172 72H174V73H172ZM183 72V73H182ZM207 72V73H206ZM113 73H115V75L113 74ZM160 73H162V74H160ZM187 73V75H185ZM76 74V73H75ZM90 74V75H89ZM120 74H121V76H120ZM169 74V75H168ZM1 75V74H0ZM37 75V76H36ZM89 75V76H88ZM110 75V74H109ZM148 75V76H147ZM150 75H152V76H150ZM156 75V76H155ZM162 75V76H161ZM179 75V76H178ZM88 76V77H87ZM181 76V77H180ZM186 76V77H185ZM190 76V77H189ZM117 77H115V78H117ZM125 77V78H126ZM153 77V78H152ZM173 77H175V79L173 78ZM185 77V78H184ZM208 77V78H207ZM119 78H120V80H119ZM124 78V79H125ZM145 78V79H144ZM177 78H178V80H177ZM123 79V80H124ZM161 79H163V78H161ZM208 80V83H207V80ZM50 80V79H49ZM123 80H121L122 81V84H121V88L123 89V90H125V92L127 93V91H126V89L128 90V93L127 94H129V92L130 93H133V92H131L132 91V89H133V87H130V86H128L129 84H127V83H129V81L128 82H126L125 83V88L124 87H122L124 84H123ZM157 80H159L160 81V79H158V78H156L152 83H154V82H157ZM176 82H175V81ZM219 80V81H218ZM51 81H55L54 80V78L53 79H51L49 82H51ZM90 81H92L93 82V84L91 85V89H89L90 88V86H89V83H90ZM135 81H133V82H135ZM158 81V82H159ZM183 81H184V85H182L183 84ZM205 81V82H204ZM210 81L212 82L211 84H209L210 83ZM53 82H52V84H53ZM161 82H163L162 80H161ZM169 82V81H168ZM179 82V83H178ZM180 82H182V83H180ZM189 82V84H187L186 85V83H188ZM83 83V84H82ZM87 83V84H86ZM151 83V84H152ZM160 83V82H159ZM181 84V86L182 87H179V85L178 84ZM193 83H195V86H196V84H197V88H198V85H200V86H203L202 87V90L203 91H200L199 89H195V87L193 86L194 84ZM199 83V84H198ZM98 85L97 87H96V85ZM112 84V83H111ZM142 84V86H141V91H143L142 93H144L145 91L144 90H146V88L144 87V85ZM150 84V89H152L153 88V85H151ZM214 84V85H213ZM243 84H247L249 87H251V89L252 90H254L255 92H256V94H257V100L260 102H258V101H256V102H254V103H249V104H252V105H248V104H245L243 101H241L240 102V100H237V99H234L233 97H232V95H231V89L233 88V87H236V86H239V85H243ZM89 86V88H87L88 86ZM130 85H133L132 83L130 84ZM137 85H138V83H137ZM207 85V86H206ZM212 85V86H211ZM0 86H2V85H0ZM92 86H94V87H92ZM120 86V85H119ZM151 86H152V88H151ZM188 86V87H187ZM205 86V87H204ZM216 86H218V87H216ZM221 86V87H220ZM129 87H130V89H129ZM142 87H144L143 89H142ZM185 87V88H184ZM213 87V88H212ZM216 87V88H215ZM3 88V89H2ZM0 87V89H2V90H0V91H2V92H0L1 94H0V98L2 99V100H0V106L2 107V105L3 104H8V102H7V100H6V96L4 95L5 94V91H6V89H5V87L3 86V87ZM48 88V87H47ZM86 88H87V90H86ZM94 88V89H93ZM140 88V87H139ZM187 88V89H186ZM205 90H204V89ZM215 88V89H214ZM5 89V90H4ZM111 89V90H110ZM183 89H185V90H183ZM194 89V90H193ZM219 89V90H218ZM57 90H60L59 92H61V94H59L58 93V91ZM80 90V91H79ZM115 90V91H114ZM130 90V91H129ZM181 92V93H178L179 91ZM200 91L202 94H203V96L201 95V93H199V92H197V91ZM110 91V92H109ZM174 91H177V93H175ZM19 93L21 92V91H18ZM17 92V94L18 95H20L19 93ZM74 92V91H73ZM84 92H85V95H84ZM205 92V93H204ZM215 92V93H214ZM62 93H63V95H62ZM103 93H107L106 95H104ZM146 93V92H145ZM183 93V94H182ZM199 93V94H198ZM21 94H22V92H21ZM194 94H195V97H194ZM196 94H197V96H196ZM2 95H4V96H2ZM34 95V96H33ZM54 95V96H53ZM62 95V96H61ZM133 95V94H132ZM4 97V100H3V98L2 97ZM40 96V97H39ZM42 96H44V95H42ZM48 98H47V97ZM88 96V97H87ZM107 96V97H106ZM220 96L221 97V99H220V97L218 98V97ZM33 97V98H32ZM35 97H36V99H35ZM58 98L59 99V102H58V100L56 101V99L55 98ZM60 97H62V98H60ZM64 97H68L67 99H63ZM77 97H79V99L77 98ZM197 97V98H196ZM215 97H217V98H215ZM30 98H32V99H30ZM155 98V99H156ZM89 99V98H88ZM96 99V98H95ZM233 99V100H232ZM32 102H31V101ZM33 100H35V102L33 101ZM51 102H50V101ZM54 100V101H53ZM62 100H63V102H64V100H65V102L67 103L66 104V106H65V102L63 103L62 102ZM81 100V101H80ZM107 100V99H106ZM135 102H138L137 101V99L134 97V99H133ZM166 100H168V102H169V100H170V103H171V105H169V108H168V112H166L165 114L167 115L166 116V119L167 120H163V117H161V115H163V113L161 114V111L163 112V109H164V105L165 104H163L162 103V101L164 102V101H166ZM237 100V101H236ZM80 101V102H79ZM199 101V102H198ZM239 101V102H238ZM42 102V103H41ZM49 102V103H48ZM54 102V103H53ZM119 102V101H118ZM182 103V102H186L187 103V105L189 106V108H192V109H190V112H191V110H193V112H191V116H188V118L189 119H192V120H194V122H195V120H196V124L193 122L192 123V120H191V122L190 123H192V124H194L195 126H192V124L191 125H189V122H186V120H182V124H181V121L180 122H173L172 120H170V122H169V119H172V115H171V113H170V107H172V104L174 103ZM218 102H223V105L225 106V107H228L229 108V110H230V113H231V116H232V118H234V120L231 118V122H228L226 125H227V127H226V125L225 126H223L222 128H217V129H209V125H210V123H211V121H208V120H206L207 118L205 117V114H206V116L207 117H211L210 116V112L212 111V110H214V108L218 105ZM55 103H57V104H55ZM73 103H75V104H73ZM80 103V106H82L83 104H81ZM145 103H147V102H145ZM262 103V104H261ZM34 104V105H35ZM50 104V105H49ZM52 104V105H51ZM63 105V106H65V107H63V106H61V105ZM115 104H116V106H119V108H121L120 107V102L119 103H117V101L115 102ZM153 104V105H152ZM243 104V105H242ZM33 105V106H34ZM36 105H35V107L34 108H36ZM68 105V106H67ZM245 105H248V106H246L245 107ZM4 107H6L5 105H3ZM32 106V107H33ZM39 106V105H38ZM37 106V107H38ZM71 108H70V107ZM85 106H87V104L85 105ZM150 106V107H149ZM154 106V107H153ZM203 106V107H202ZM211 106V107H210ZM261 106V107H260ZM3 107V108H4ZM151 108V109H149V108ZM166 107V106H165ZM207 107V108H206ZM214 107V108H213ZM85 108V107H84ZM149 109V110H148ZM254 109V110H253ZM215 110H217V109H215ZM214 110V111H215ZM154 111V112H153ZM167 111V110H166ZM210 111V112H209ZM165 112V111H164ZM213 112V111H212ZM194 113V114H193ZM208 113H209V115H208ZM4 114H6V116H8V114L10 115V112H4ZM63 115V116H64ZM74 115V116H73ZM171 115V116H170ZM261 115V116H260ZM178 116V115H177ZM177 116L174 114L173 115V117H175V119L177 118ZM263 116V117H262ZM103 117V118H102ZM171 117V118H170ZM0 118H2V117H0ZM3 118H5V117H3ZM26 118H27V116H26ZM24 119V117L21 119V118H19V121H21V123H20V127H25V125H26V123L27 124H29V121L32 119L31 117H28L27 119ZM90 118V119H89ZM96 118V119H95ZM99 118H101L102 120H100ZM104 118H106V119H104ZM111 120H110V119ZM114 118V119H113ZM119 118V120L121 121H119V120H117ZM162 118V119H161ZM205 118V119H204ZM6 119V120H5ZM4 120L3 119H0V121H6V122H8V118H5ZM73 121H72V120ZM79 121H77V120ZM87 119H88V121H87ZM107 119H109V120H107ZM133 119V120H132ZM163 120L165 123H163V121L162 122H159V121H161V120ZM104 120H106V121H104ZM75 121H76V126H75ZM131 121H128V122H131ZM169 123H168V122ZM233 121V122H232ZM127 122V121H126ZM157 122H159V123H163V128H162V126H161V124H158ZM172 122H173V124H172ZM184 122V123H183ZM244 122V123H243ZM257 122V123H256ZM83 125H82V124ZM119 123H121V124H119ZM175 123V124H174ZM180 123V124H179ZM209 123V124H208ZM229 123H231V125L229 124ZM23 124H25L24 126H23ZM72 124H74V125H72ZM78 124V125H77ZM80 124V125H79ZM169 124V125H168ZM179 124V125H178ZM187 125L186 127H185V125ZM228 124H229V126H228ZM242 126H241V125ZM244 124V125H243ZM117 125V126H116ZM145 125V127H143ZM155 125L157 126V128L158 127H160L159 128V130L162 128V129H164L163 131V136L162 135H160V140L161 141H159V137H158V140H157V138H155L154 136H156V134L158 133V135L160 134V133H162V130L159 132H157L156 131V134L154 133V129L156 128L155 127ZM160 125V126H159ZM182 125V126H181ZM95 126H97V127H95ZM166 126V127H165ZM31 127V126H30ZM115 129H114V128ZM135 127V128H134ZM137 127V128H136ZM173 127V128H172ZM175 127V128H174ZM224 127L226 128V129H224ZM21 128V129H22ZM78 128V129H77ZM86 128V129H85ZM89 128H91V129H89ZM154 128V129H153ZM189 128V129H188ZM31 129V128H30ZM108 129V130H107ZM114 129V130H113ZM170 131V132H168V130ZM220 129H222L221 131H220ZM139 130V131H140ZM145 130H148L147 132L145 131ZM155 130H157V129H155ZM212 130H213V132H212ZM214 130H215V132H214ZM243 130V131H242ZM246 130V131H245ZM115 131V132H114ZM151 131V132H150ZM175 131V132H174ZM182 131V132H181ZM220 131V132H219ZM76 132H78V131H76ZM167 132H168V134H167ZM173 132V133H172ZM176 132H179V133H176ZM183 132H184V134H183ZM148 133H150V135L148 134ZM170 133V134H169ZM172 133V134H171ZM186 133V134H185ZM167 134V135H166ZM154 135V136H153ZM165 135H166V137H165ZM168 135H171V136H168ZM185 135H186V137H185ZM197 135V136H196ZM115 136V137H114ZM145 136V137H144ZM163 138H162V137ZM238 136H240L239 138H237ZM260 137V138H258V137ZM109 137V138H108ZM152 137H154V139H152ZM157 137V136H156ZM176 138V139H175ZM186 138V139H185ZM254 138H258V139H260V141L258 142V143H254V142H256V141H254L253 142V139ZM181 139H184V141L183 140H181ZM194 140V141H196L195 143H193V145L191 144L192 143V141L191 142H189L190 140ZM245 139H247V138H245ZM257 139V140H258ZM56 140V139H55ZM108 140H109V142H108ZM116 140V141H115ZM180 140L183 142V143H179L180 142ZM189 140V141H188ZM200 140L201 141H205V142H200ZM58 139L56 140V141H54L53 142V140H52V142L51 141H44L45 142V144L44 143H42L41 142V146L39 145L38 146V148L39 149H41V152H39V151H37V152H39V153H36V152H34V153H36V154H34V153H32V154H30V152H25V153H22L23 155H27V156H29L28 154H30V155H32V157L33 156H35V155H37V156H35V157H40V155L42 154V153H44V154H42V158H43V163L45 164V165H43V163H42V165L44 166V167H46L47 168V170H48V172L50 171L51 172V170H49V169H52V166H49L46 162H50V159H51V157H53L54 156V154H55V152H56V150H58L57 148L58 147H56V146H60V144H57L58 142ZM115 141V142H114ZM155 141V142H154ZM193 141V142H194ZM239 141V140H238ZM88 143V144H91V145H88V144H84V143ZM90 142V143H89ZM186 142V143H185ZM199 142V143H198ZM232 142V141H231ZM100 145H99V144ZM185 143V144H184ZM103 144H105L104 146H103ZM110 144V145H109ZM180 144V145H179ZM181 144H182V146H183V148L181 147ZM195 144V145H194ZM204 144V145H203ZM206 144V145H205ZM219 144V145H218ZM86 145V146H85ZM113 145V144H112ZM156 145V146H155ZM188 145H189V147H188ZM201 145V146H200ZM221 145V146H220ZM225 145V146H224ZM243 147H242V146ZM103 146V147H102ZM240 146V147H239ZM85 147V148H84ZM95 147V148H94ZM98 147V148H97ZM100 147V148H99ZM180 147H181V149H180ZM194 147V148H193ZM197 147H198V149H197ZM201 147V149H199ZM225 147V148H224ZM45 148V149H44ZM51 148V149H50ZM84 148V149H83ZM126 149H128V150H126V156L127 157H129L128 155H130V154H128V153H130V151H132L131 149L132 148H130V146L128 145L127 147H125ZM158 148V147H157ZM167 148V149H166ZM187 148H189L191 151H189V149H187ZM230 148H231V150H230ZM55 150L54 151V153H53V156H51L50 157V159H49V153H51V150ZM63 149H65V150H69V151H71L69 148H63ZM62 149V151L61 150H58L59 151V153H60V151H61V153L63 152V153H65V151ZM91 149V151H89V150ZM136 149V148H135ZM134 149V151L135 152H133V155L137 152V150H135ZM138 149V148H137ZM140 149H141V147H139V149H138V152L140 151ZM170 149V150H169ZM195 149V150H194ZM221 149V151H223V152H221V156H220V154H218L216 151H218V150H220ZM225 149H227V150H225ZM242 149V150H241ZM244 149V150H243ZM3 150H4V147H3ZM3 150H2V147L0 148V155L2 156V154H3V156L2 157H4V156H6V157H4V158H7V157H9V159H8V161L9 162H11L10 164L12 165V166H14L15 168H19V170L21 171V170H25V172H21V173H25V174H27L26 175V177H31V179L34 181H36V179H34V176L32 177V172H31V169L33 168V167H31L32 165L31 164H33L32 163V161H31V163H28L27 161V163L29 164V165H31V166H29L27 163H26V166H29V167H31V168H28L29 169V171H28V169H27V167L25 166V165H23L22 166V168H21V166L19 167V160H18V158H16V157H13L12 155L13 154H11L10 155V153L8 154V153H6V151L4 150V152H3ZM49 150H50V152H49ZM85 150V151H84ZM87 150L89 151V152H87ZM97 150H98V154H97ZM101 152H100V151ZM108 150V151H107ZM183 150V151H182ZM189 152H188V151ZM201 150V151H200ZM229 150V152H227ZM58 151H57V153H58ZM120 151V150H119ZM171 151H173L172 153H171ZM183 153H181V152ZM193 151H192V153H193ZM211 151V152H210ZM231 151V152H230ZM45 152H49L47 155H45L46 153ZM87 152V153H86ZM118 152V151H117ZM142 152V151H141ZM168 152V153H167ZM226 152H227V154H226ZM239 152V153H238ZM243 152L245 153V156H243ZM96 154L95 156L93 155V154ZM118 153H120V152H118ZM174 153H175V156H174ZM187 153H188V155H187ZM191 153V154H192ZM223 153H225V154H223ZM231 153H232V155H231ZM234 153V154H233ZM6 154V155H5ZM39 154V155H38ZM52 154V153H51ZM90 154V155H89ZM102 154H103V156H107V157H110L111 159H110V162H111V164H113V168H117L116 170H119L118 172L116 171V173L118 174L117 176V179H119V177H121L120 178V181L118 180V182L116 181V183H118V184H116V183H114L115 182V179H113L114 181H112L113 183H109L110 185H114V186H111L112 188H109L108 186V183H107V185L106 184H104V185H106V186H104L103 187V185L101 184L102 183V181L104 180V179H99V178H103V176H102V174L98 171L99 169L97 168H94V166L98 163L96 160H99L98 158H101L102 157ZM124 154V153H123ZM179 156H178V155ZM182 154V155H181ZM212 154H214V155H212ZM235 154H238V156L237 155H235ZM8 155V156H7ZM89 155V156H88ZM119 155V156H118ZM125 155V154H124ZM132 154H131V156H133ZM181 155V156H180ZM185 155H187V156H185ZM193 155H194V153H193ZM219 155V156H218ZM227 155V156H226ZM15 156V155H14ZM184 156V157H183ZM217 156V157H216ZM223 156V157H222ZM174 159H173V158ZM177 157H179L180 159L178 160V158ZM186 157V158H185ZM216 157V158H215ZM221 157V160L219 159V158ZM238 157V158H237ZM245 157V158H244ZM67 158V157H66ZM118 158V159H117ZM170 158V159H169ZM214 158V159H213ZM236 158H237V160H236ZM243 158V159H242ZM123 159V160H122ZM167 159H168V161H167ZM218 159V160H217ZM225 159V160H224ZM248 159V160H247ZM253 159V158H252ZM251 159V160H252ZM29 160H31L30 158H29ZM68 160V159H67ZM66 160V161H67ZM85 160V159H84ZM89 160V161H88ZM121 160H122V162H121ZM246 160V161H245ZM46 161V162H45ZM165 161L167 162V163H165ZM179 162V161H181L180 163H177V162ZM189 161V162H188ZM192 161V162H191ZM240 161V162H239ZM243 161V162H242ZM250 161V162H249ZM41 162H42V160H41ZM127 162H128V160H127ZM138 162V163H137ZM187 162V163H186ZM218 162V163H217ZM223 162V163H222ZM225 162V163H224ZM151 163H154L153 161L151 162ZM191 163V165L189 166L188 164H190ZM228 163V164H227ZM240 163H242V164H240ZM243 163H247V165H249V166H247V165H245V164H243ZM257 163V164H256ZM48 165V167H47V165ZM49 164H51V163H49ZM95 164V165H94ZM123 164H124V166H123ZM177 166H176V165ZM208 164V165H207ZM217 164V165H216ZM240 164V165H239ZM251 164V165H250ZM16 165V166H15ZM92 166V169H91V166ZM133 165V166H132ZM160 165V166H159ZM175 165V166H174ZM179 165V166H178ZM186 165V166H185ZM207 167H206V166ZM215 165V166H214ZM226 165H228L226 168H225V166ZM230 165V166H229ZM236 165V166H235ZM245 165V166H244ZM35 166V165H34ZM97 166V165H96ZM130 166L132 167L131 168V170L132 171H129L128 170V168H130ZM141 166H142V168H141ZM170 166V167H169ZM187 166H188V170H186L187 169ZM193 168H192V167ZM209 166H212V167H209ZM218 166V167H217ZM238 166H243V167H246L245 168V170H244V168L243 167H241V169L238 167ZM123 167V168H122ZM136 167V166H135ZM151 167H152V171H151ZM162 169H161V168ZM174 167V169H172ZM176 167V168H175ZM181 169H180V168ZM214 167V168H213ZM255 167V168H254ZM21 168V169H20ZM94 168V169H93ZM148 168H150L149 170H148ZM154 168V169H153ZM161 169V170H159V169ZM169 168H171V169H169ZM179 168V169H178ZM192 168V169H191ZM199 168V169H200ZM216 168V169H215ZM259 168V169H258ZM263 168V169H262ZM137 169V168H136ZM157 169H158V172H157ZM176 169V170H175ZM204 169V170H203ZM250 169V170H249ZM77 170H79V171H77ZM124 170V171H123ZM178 170H180L181 171V174H178ZM208 170L210 171V172H213V173H211V174H209L208 176H210L211 177V179H210V177L208 178V177H204V175H206V173H208ZM217 170V171H216ZM221 170H222V172H224V173H222L221 172ZM243 170V171H242ZM28 171V172H27ZM96 173H95V172ZM125 171H127V172H125ZM184 173H183V172ZM218 171H220V172H218ZM27 172V173H26ZM31 174H30V173ZM91 172V173H90ZM152 172V173H151ZM157 174H156V173ZM163 172V173H162ZM176 172V173H175ZM200 172V173H199ZM252 172V173H251ZM52 173V172H51ZM128 173V174H127ZM145 173H148V174H146L148 177H145L146 175H145ZM161 175H160V174ZM231 173H233V174H231ZM257 173V174H256ZM30 174V175H29ZM89 174V175H88ZM95 174V176L94 177H97V185H96V187H95V198H97V201L95 202L94 200H90L89 201V199L87 198V195L89 194V190H83V188L82 187H79V186H77V184H80L81 182H82V180L84 179V178H89V177H92L93 175ZM155 178V179H153V177H151V175ZM155 174V175H154ZM164 174V175H163ZM235 174V175H234ZM260 174V175H259ZM78 175V176H77ZM88 175V176H87ZM92 175V176H91ZM142 175V176H141ZM158 175V176H157ZM164 177H163V176ZM166 175V176H165ZM180 175V176H179ZM202 175V176H201ZM216 177H215V176ZM255 175V176H254ZM86 176V177H85ZM141 176V177H140ZM163 178H162V177ZM218 176V177H217ZM229 176V177H228ZM234 176V177H233ZM167 177H166V179H167ZM184 177V178H183ZM235 177H237V180L236 181H238V182H235V183H233V181H235L234 179H235ZM147 178V179H146ZM162 180H160V179ZM179 178V179H178ZM199 178V179H200ZM202 178H204V179H202ZM206 178V179H205ZM217 178V179H216ZM238 178H240V179H238ZM123 179V180H122ZM130 179V180H129ZM207 179H209V182L211 183H209L208 184V181H207ZM212 179H213V183H212ZM230 179V180H229ZM232 179V180H231ZM22 180H24V179H22ZM98 180H100V181H98ZM158 180H159V182H158ZM182 180V181H183ZM204 180V181H203ZM206 180V181H205ZM223 180V181H222ZM227 180H229L230 182H232L231 183V185L229 184L230 182L229 181H227ZM146 181V182H145ZM154 181H155V183H156V181H157V183H156V185H153L154 184ZM219 181H221V183L219 182ZM99 182H100V185H99ZM121 182V183H120ZM165 182H167V183H165ZM207 182V183H206ZM215 182V183H214ZM226 185V186H224L223 185V183ZM226 182H229V183H226ZM71 183V184H70ZM149 183V184H148ZM159 183V184H158ZM161 183V184H160ZM201 183V184H202ZM115 184H116V186H115ZM121 186H120V185ZM215 184V185H214ZM119 185V186H118ZM125 185V186H124ZM162 185V186H163ZM208 185V186H207ZM210 185V186H209ZM215 187H214V186ZM222 185L224 186V187H222ZM62 186V187H61ZM101 188H100V187ZM155 186V187H154ZM159 186H158V189H159ZM64 187H67V190L65 189V192H63L62 190L64 189ZM107 187V188H106ZM121 187V188H120ZM209 187V188H208ZM211 187V188H210ZM230 187V188H229ZM103 188V189H102ZM106 188V189H105ZM124 188V189H123ZM207 188H208V190H207ZM238 188V187H237ZM44 189V188H43ZM51 189V190H50ZM69 189V190H68ZM104 189H105V191H104ZM107 189H109V190H111V191H113L114 192V195L112 196V199H113V197H114V201H110V202H112V204H110V202H108L109 200H108V197H110V195L108 196V192H109V190H107ZM230 189V190H229ZM150 190V191H149ZM153 190V191H152ZM206 190V191H205ZM229 190V191H228ZM86 191V192H85ZM99 191V192H98ZM101 191H103V192H101ZM216 191V192H215ZM222 191V192H221ZM227 191H228V193H227ZM235 191H240V190H237V189H235ZM242 191V190H241ZM240 191V192H241ZM112 192V193H113ZM118 192V193H117ZM49 193V194H48ZM86 193H88V194H86ZM98 193H99V195H101L100 196V198H102V199H99L98 198ZM106 193V194H105ZM110 193V192H109ZM216 193V194H215ZM46 194V195H45ZM56 196H55V195ZM227 194H229V195H227ZM7 195V194H6ZM43 195V196H42ZM48 195V196H47ZM96 195H97V197H96ZM39 196H41L42 198L44 197V199H42L41 197H39ZM130 198H129V197ZM224 196V199L222 198ZM225 196H228L227 198L225 197ZM48 199V200H46V198ZM66 197V198H65ZM107 197V198H106ZM121 197V198H120ZM165 197V196H164ZM219 197V198H218ZM4 198V199H3ZM85 198H86V200H85ZM108 200H106V199ZM223 200H222V199ZM225 198H226V200H225ZM34 199H35V203H34ZM37 199V200H36ZM38 199H39V202H38ZM117 200V202H118V204H120V206L121 207H119V209L117 208V202H116V200ZM44 200V201H43ZM126 200H128V201H126ZM132 200H133V202H132ZM225 200V201H224ZM55 201V202H54ZM77 201H78V203H77ZM87 201V202H86ZM98 201H104L105 203H106V207L108 208H105V204H104V202H103V204H99V203H97ZM170 201L171 202H164V201H162V202H160V203H163L162 205L163 206H161V204H160V206H161V208L160 207H158L159 208V210H160V213H163V215H165L164 217L166 218V219H170V218H168V217H172V215H170L171 213H173V215H174V217H176L177 219H181V220H179V221H182V223L180 222V225H181V228H183L184 227V219L185 218H183L184 217V214H187V215H193L194 216V214L196 213V209L195 208H193L192 210H190L191 208H192V206H191V204H188L187 205V203H186V205H185V203L182 201H179L178 203L176 202V203H174L173 205L171 204V203H173L172 202V199H170ZM42 202V203H41ZM46 202V203H45ZM132 202V203H131ZM180 202H181V205H179L180 204ZM222 202V203H221ZM225 202V203H224ZM231 202V201H230ZM229 202V203H230ZM15 203V199H13V197L11 198L10 197V195L8 194L7 195V197L6 196H4V195H0V205L2 206V207H0V211H1V208H3V210H4V208L5 209H8L10 206H12L11 204H13V206L12 207H15L16 205L14 204ZM114 203V204H113ZM99 204V205H98ZM168 204H170V205H168ZM184 204V205H183ZM10 205V206H9ZM109 205V206H108ZM112 205H115L114 207L112 206ZM176 205H177V207H176ZM228 205V204H227ZM35 206V207H34ZM47 206V207H46ZM98 206H100V207H98ZM103 206V207H102ZM168 206V207H167ZM173 206V207H172ZM187 206V207H186ZM52 207V208H51ZM57 207V208H56ZM102 207V208H101ZM112 207V209H110ZM124 207V208H123ZM176 207V208H175ZM190 208V209H187V208ZM43 208V209H42ZM45 208V209H44ZM64 208V209H63ZM73 208V209H72ZM49 209V210H48ZM67 209V210H66ZM110 209V210H109ZM64 210V211H63ZM66 210V211H65ZM77 210H79V211H77ZM81 210V211H80ZM112 210V211H111ZM121 210V211H120ZM175 212H174V211ZM177 210V211H176ZM186 210V211H185ZM195 210V211H194ZM51 211H54V213L53 212H51ZM62 211V212H61ZM124 211V212H123ZM167 213H166V212ZM192 211V212H191ZM61 212V213H60ZM76 212H77V215H76ZM135 212H137L136 214H135ZM187 212V213H186ZM190 212H191V214H190ZM194 212V213H193ZM1 214H2V217L3 216H5L4 214H3V211H1L0 212ZM112 213H114V214H112ZM181 213V214H180ZM15 214V216L16 217H18V221L19 222H16V223H18L16 226H17V228H16V226H15V229L17 230V232H18V234H21V235H23V234H25L26 232H24L23 234L21 233V232H23L22 230H23V228L25 229L26 227H27V223H26V219H25V217L23 216L24 215V213L23 212H21V211H19L18 213H14ZM59 214L57 215V216H59ZM73 214H75V215H73ZM97 214V215H96ZM112 216H111V215ZM52 215H55V216H52ZM84 215V216H85ZM121 215V214H120ZM119 215V216H120ZM176 215V216H175ZM186 215V216H187ZM79 216V217H78ZM95 217V219H97L96 221H95V219H94V217ZM111 216V217H110ZM183 216V217H182ZM185 216V217H186ZM92 217H93V220H92ZM123 217V218H122ZM194 217H196V215L194 216ZM79 218V219H78ZM52 219V220H53ZM99 219V220H98ZM133 219V220H132ZM136 222H135V221ZM17 221V220H16ZM21 221V222H20ZM23 221L25 222L24 224H23ZM131 221H133V222H135L136 223V225L138 226V227H136V225L134 226V230H135V232L136 233H134V231L132 230V232L134 233L132 236L131 235H129L128 234V232L130 233V230H128V228H129V223H132ZM206 222H205V224L208 226V228H211V225H209V221L208 220H205ZM42 224V222L40 221V219H39V223H38V233H41L45 238H43L44 240H49L50 241V238H51V240L52 239H54V237L53 236H51L50 237V233L48 234L47 233V229L46 228H44L45 226H43V224ZM126 223H128V224H126ZM22 224V225H21ZM23 225H24V227H23ZM99 225H101V226H99ZM106 228H105V227ZM128 226V227H127ZM41 227V228H40ZM95 227V228H96ZM102 227V228H101ZM112 227V228H111ZM155 227H157V226H152V230H154V228ZM40 228V229H39ZM103 228H104V230H103ZM142 228V229H141ZM74 230L72 231V228H70L69 229V233H70V235H71V239H72V241H74L76 244H78V245H81V246H85L86 248L87 247H89L90 245H89V243H87V242H85V240H80V236L78 235V233H76V229L75 228H73ZM110 229V230H109ZM142 230L141 231V233H139V230ZM1 230V229H0ZM41 230V231H40ZM155 230H156V232H155ZM154 230V234H153V231H152V234L150 235L152 238H148V242L149 243H147L148 244V246L146 247V248H150V247H152V248H154V247H157V245L159 246V247H161V249L163 248V251H164V253H165V259L167 260L168 258H167V256H168V254L170 255V256H168L169 257V263L168 264H170V263H173V264H187V263H189V264H195V262L193 261L194 259V257L192 258L191 256H192V254L190 255V251L191 250H196V248H195V246H196V240H191V242H188L187 241V244H189V245H187V244H185L186 242H184V241H186L185 239H183L182 240V238H181V235H179L178 236V234H174V237H172L173 236V233L171 234L170 232H168V233H166V234H169L170 235V237L168 236V235H166L165 233H163V234H165L166 235V237H165V235H162V232H159V231H161V230H158V229H155ZM95 231V232H94ZM97 231V232H96ZM138 231V232H137ZM132 232L130 233V234H132ZM199 232H200V234H202V235H204V232H205V230H202V231H200L199 230ZM47 233V234H46ZM0 234H2L1 232H0ZM31 234V233H30ZM104 234V235H103ZM109 234V235H108ZM26 235H28V234H26ZM129 235V236H128ZM153 235V236H152ZM25 236V235H24ZM79 236V237H78ZM108 236V238H106ZM112 236V237H111ZM131 236V237H130ZM141 236V237H140ZM162 236V237H161ZM168 236V237H167ZM53 237V238H52ZM159 237H161V238H159ZM264 237V236H263ZM111 238H112V240H111ZM137 240H136V239ZM171 238H172V240H171ZM180 238H181V240H180ZM128 239H131V240H128ZM140 239V240H139ZM159 239V240H158ZM170 239V240H169ZM175 239V240H174ZM54 240H56V239H54ZM134 240H136V241H134ZM151 240V241H150ZM174 240V241H173ZM178 240V241H177ZM260 240H262V239H259V242L261 243V241ZM48 241V242H49ZM81 241V242H80ZM83 241V242H82ZM133 241V242H132ZM176 241V242H175ZM180 241V242H179ZM86 244H85V243ZM151 242V243H150ZM173 242H175V244L173 243ZM183 242V243H182ZM263 244H264V239H263ZM81 243H84V244H81ZM133 243H135V244H133ZM167 243H170V245H172V246H165ZM171 243H173V244H171ZM178 243V244H177ZM193 243H195V246H193L194 244ZM221 244L223 243L224 244V242L222 241V242H220ZM108 244H109V247L111 248V249H113L114 250V252L115 253H113V254H116V255H112L111 254V252H113V250L111 251V249H110V253H108L109 251H107V253H105L106 251L104 250V248L106 249V247H108ZM262 243H261V245H263ZM88 245V246H87ZM104 245H106V246H104ZM174 245H175V248H174ZM184 245V246H183ZM191 245L193 246V247H191ZM179 246V247H178ZM168 249V250H170V252L168 251V250H166V248ZM223 247H225V246H223L222 245V247L221 248H223ZM263 247H264V245H263ZM158 248V247H157ZM181 248V249H180ZM103 249V252L102 251H100V250H102ZM139 249V250H138ZM156 248H154L153 250H155ZM137 250V251H136ZM171 250H173V252L171 251ZM180 250H181V252H180ZM212 250V249H211ZM211 250H209V251H207L205 254H206V257L208 258L209 257V259L211 258V253H210V251ZM215 250V249H214ZM213 251V250H212ZM167 252H169V253H167ZM146 253V254H145ZM181 253V254H180ZM111 254V255H110ZM172 254V255H171ZM174 254H179L180 256H178L177 255V257H176V255L174 256ZM254 255V254H253ZM252 255V256H253ZM251 255L246 259V258H244V260H243V262H244V264H257L256 263V259L257 258H255L254 256L252 257ZM173 257V258H172ZM250 257H252L253 259H251ZM119 260H118V259ZM181 258V260H179ZM255 258V259H254ZM175 259V260H174ZM178 261H177V260ZM56 262V261H55ZM54 262V263H55ZM185 262V263H184ZM251 262V263H250ZM165 264V263H164ZM167 264V263H166Z\"/></svg>","mask_w":264,"mask_h":264}]
</instances>
